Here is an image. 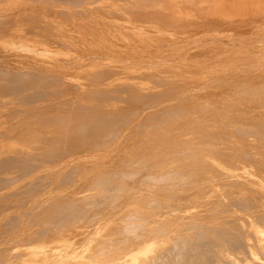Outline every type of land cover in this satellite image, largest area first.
<instances>
[{
  "label": "rangeland",
  "instance_id": "rangeland-1",
  "mask_svg": "<svg viewBox=\"0 0 264 264\" xmlns=\"http://www.w3.org/2000/svg\"><path fill=\"white\" fill-rule=\"evenodd\" d=\"M7 1L6 0H0V14H4V13L8 14L9 10L11 12H14L13 10L16 11L17 10L16 8H19L21 10H25L26 12L24 11L22 14H24V13L25 14L24 15L21 14L18 17L17 16L11 17V18L6 17V19H5V17H2V16L0 17V26H1V21L3 22V24H2L3 27L2 26L0 27V46L3 47V50L0 49V84L2 83L0 86V92H1V90H5V91H2V92H5V94H3L2 92L0 93V115H1L0 116V161L2 159H3L2 162L5 163V161H6L7 163H5V164L3 163L5 166L7 164H9L5 167L6 169L3 166V170L4 171L6 170L7 172L5 171L6 174L2 173L3 175H0V180L3 181V184L0 181V183L2 185H5V184L8 185V184L12 183V184H10V186H12L15 183L14 180H12L11 182H9V181H10V179L16 180L15 175L19 174L18 171H20L18 169L23 170V171H20V174L24 172L23 175L25 174V170L27 172V168H28V170H41L40 166H38L41 163V161H38L36 164L35 158L37 157L36 159L39 158V160H42V159H41V157H39L40 154L37 155L35 145L33 143H30V142H22L20 137H19L21 132H19L18 130L21 127V128H23V130L26 131V129H24V128L32 126V124L30 123L31 122L30 119L31 118L35 119L34 117H31V114H32V111L34 110V108H38V107L47 108L49 106H53V107L58 106L57 108H60L61 107L60 101H62V100L64 101V97L72 99V97H70V96H73L72 94H77L79 98L81 97V95L82 96L84 95L83 97H81L82 99H80V100H84L86 102L85 99L86 98H87V100L89 99L88 100L89 102H86L87 105L93 104L94 100L99 102V103L102 102L105 106H109L110 110H108L107 112H109L110 115L114 114L112 111H114L116 114L122 113V115H127L126 116L127 122L124 121L123 122L124 125L119 126L118 127L119 130L118 129L116 130L117 131L116 134L114 133L113 134L114 136L112 135L114 137L113 138L114 140L111 137L110 139L107 140V142H105V143L102 142L105 145L108 143L106 145L107 146L106 149L111 148V146L113 147L112 152L110 151L111 154L110 153L109 154L111 156L113 155L112 156L113 159H112L111 163H112L114 169H117L116 167H118L117 170H119V169L121 170L122 167L124 168V166H128L129 164H131V162L133 160L134 161L141 160L142 162H140V161L137 162L138 167L141 169H138V167H136V166L135 167L138 170H143V169L147 170L144 172L145 174H147V172L149 173L147 176L152 175L151 172H153V170H171V169L172 170H174V169L178 170L180 167L179 163H182L181 159H183L182 158L183 156H180V155L178 156L177 154H175L176 152H174V150L176 151V149L171 151V149H173V147L175 145V144L172 145L173 144L172 141H175L174 138L181 139V137H184L183 135H185V137L187 136V138H185V140L183 139V141H189V139L192 136L193 137L190 139V141L197 140L198 142H203L202 139L205 138L206 140L204 139L205 141L203 143H206L207 145L209 144L208 148L209 147L210 148L209 149L207 148V149L212 150V152L208 151L207 149L206 150L205 149L199 150V152L197 150V152L199 154L204 153L203 154L204 156L202 155V157H200V155L198 153H195L196 151L190 152L189 156H191L192 159L191 158L189 160L185 159L187 161L186 163H188V164L189 163L191 164L193 162V160H194V162H195V160H197V161H199V159L201 160L202 158L205 157L206 152H208L209 153V154L207 153L208 156L210 155L211 157L213 156V158H215L214 160H212V166L214 165L217 170H223L224 168H230V170H232L233 172L239 173L243 176L246 173H249V170H252L254 173H258L261 175L264 174L263 173L264 171H262L264 169V165H263L264 162H261L259 160V162L257 163V161L255 162L253 159V157L258 155L259 151H261V149H259L258 146H260V148L264 147V145H261L264 142V139H263L264 135L260 136L261 134H264V132L262 131V129L264 128L263 127L264 126L263 125L264 124V122H263L264 121V111H263L264 110V104H263L264 103V80H263L264 79V48H263L264 47L263 46L264 45V0H223V1L222 0H176V2H175V0H68V1L67 0H57V1L56 0L55 1H53V0H31V1L30 0H26V1L25 0H7ZM22 1H24V2H22ZM29 1L31 2V5H28V4H30ZM32 1L34 4L32 3ZM50 1H52V2H50ZM88 1H90V2H88ZM93 1H95V2H93ZM145 1H147V2H145ZM222 2H224V3H222ZM230 2H232V3H230ZM1 3H3V4H1ZM154 3H155V5H154ZM71 4H72V6H71ZM135 5H136V7H135ZM188 5H190L191 7H189ZM218 6H219V10H218ZM220 7H221V11H220ZM2 8H4V9H2ZM7 9H8V11H6ZM171 11L173 13H175L176 15H174ZM187 12L190 14H188ZM81 13H83L84 15ZM196 14H197V16H196ZM29 15H31V16H29ZM22 16L26 17V19H25L26 21L23 19L24 17H22ZM70 18H71V20H70ZM218 18H220V19H218ZM19 22H21V24ZM103 22H104V24H103ZM252 31H255V32H252ZM253 33H255V34H253ZM23 35L26 36L25 39H24ZM16 36H18V38H20V39H18ZM27 37L29 40L27 39ZM58 38H59V40H58ZM93 38H94V40H93ZM199 38H201V39H199ZM252 39H255V40H252ZM97 40H98V42H97ZM246 44H247V46H246ZM50 45H54V47L56 49H57V47H58V49H61L64 52V55H58V56L54 55L56 58L54 56L47 57V58H40V57L31 56V55L25 56L22 53L16 52L18 49L28 47L27 49L31 48V50L38 55V53L43 50L44 46H50ZM154 45H156V46H154ZM260 48H262V49H260ZM14 50H16V51L14 52ZM103 50L105 52H103ZM3 51H7V52H3ZM171 53H173V54H171ZM65 55H66V57H65ZM89 56L92 58H90ZM122 56H124V57H122ZM83 58H88V60L84 59V61H83L82 60ZM23 60H24V62H23ZM259 61H262V62H259ZM73 62H74V64H73ZM83 62H85V65L82 64ZM64 63L68 64V65H65ZM70 63H72V64H70ZM86 63H87V65H86ZM168 63H170V64H168ZM171 64H173V65H171ZM58 65H59V67H58ZM181 70H183L184 72ZM115 72H117V73H115ZM18 75L19 76L21 75V77L22 76L23 77L22 78L18 77ZM260 76H262L263 78ZM242 78H243V80H242ZM257 79H259V80H257ZM20 80L21 81L23 80V82H21ZM40 80H41V82H40ZM164 80H166V81H164ZM3 82H5L6 84L5 83L3 84ZM154 82H155V84H153ZM190 82H192V83H190ZM16 83L17 84L19 83V85L16 86ZM20 83H21V85H20ZM22 83H23V85H22ZM165 83H166V85H165ZM152 84H153V86H152ZM167 84H169V85H167ZM11 85H12V87H11ZM32 85H34V86H32ZM116 85H118V86H116ZM126 85H127V87H126ZM219 85H221L220 86L221 89H220ZM237 85L240 87H238ZM21 86H22V88H21ZM180 86L182 88H180ZM18 87L20 88V91H18L19 90ZM12 89H14V91ZM57 89H59L60 91ZM95 89H97V91ZM105 89H107V90H105ZM37 90H39V91H37ZM104 90H105V92H108L105 94L106 97L108 98V100H107L108 102L105 100L104 101L102 100L105 97ZM89 91H91V92H89ZM242 91H243V93H242ZM14 92H15V94H14ZM57 92H59V93H57ZM96 92L99 95H102V94L103 95L99 96L96 94ZM117 92H119V93H117ZM233 92H234V95H233ZM251 92H253V93H251ZM161 93H163V94H161ZM27 94H28V97L26 96ZM47 94L49 95V97L51 95V97L49 98ZM107 94H110L112 96L114 94L115 95L112 97L110 95L108 96ZM36 95H38V96H36ZM46 96L49 99H47ZM52 96H54V98ZM85 96H86V98H84ZM94 97H97V99H94ZM106 97L104 99H106ZM26 98H28V99H26ZM51 98L53 100H51ZM46 99H47V101H46ZM48 101L49 102L53 101V102L49 103ZM56 101L58 104L59 103L60 104L59 105L56 104L55 103ZM21 102H24V103H21ZM73 102H76L77 104L75 105V103H73ZM79 102L76 100L74 101V99H73L72 104H70V105H71V107L73 104L75 106H79L80 105ZM83 102H80L81 103L80 106L85 105V107H87L86 103L84 104ZM105 102H107V103H105ZM108 103H110L111 105ZM175 103H176V105H175ZM45 104H48V105H45ZM50 104H52V105H50ZM61 105H63V104H61ZM89 105H88V107L90 108L91 105L90 106ZM131 105H132V107H130ZM85 107H83V108H85ZM92 107H93V105H92ZM128 107H130V108H128ZM178 107L180 108V110ZM17 108H20V109H17ZM63 108H65V107L62 106L60 109H62V111L65 112V114L63 115V117H64L66 115V111H68V110L67 109L63 110ZM209 108H211V110ZM226 108H228V110ZM21 109L23 112L21 111ZM25 109H27V110H25ZM73 109H76V107L75 108L72 107L71 110H73ZM113 109H115V110H113ZM126 109H128V110H126ZM165 109H166V111H165ZM85 110L82 111L83 114L85 113L83 116L88 117V119H89L88 122H90L92 120L91 119L92 113L91 112L88 113L90 111L89 109H87L88 110L87 112H85ZM26 111H27V113L31 112V114L28 113V115H30L29 117H25V116H27ZM34 112H35V110L33 111V113ZM19 113L22 115H24V113H25L24 117L21 118L22 116H20ZM82 113H80V114H82ZM87 113L89 115L90 114L91 115L89 116ZM104 113H106V112H104ZM155 113H157V115H155ZM180 113H182V114H180ZM68 114L69 113L67 112V115ZM86 115H88V116H86ZM238 115L241 117L244 116L245 118L244 117L243 118L238 117ZM33 116H34V114H33ZM83 116L82 117L80 116L81 122H87V120L84 121L85 118H83ZM247 116H249V117H247ZM251 116H252V119H251ZM15 117H17V118H15ZM68 117H69V115L64 117V118H66V120H67ZM253 117H256V118L253 120ZM7 118H9V119H7ZM18 118H20V119H18ZM155 118H157V120ZM257 118H260V119H257ZM22 119H24V121L26 120L25 122H27V120L29 119L28 120L29 122H27V123H30L31 125L29 126V124L26 123L28 126L26 125L25 127H23L21 124H18L19 126L17 128L16 127L17 122L18 123L24 122V121H22ZM33 119H32V121H34L33 124L36 123V121H37V123H39L41 121L39 118H37L39 120V122L37 119L36 120H33ZM159 119H160V121H159ZM167 119H169V120H167ZM244 119H245V121H243ZM256 119L261 120V122L263 124H261L260 121L258 122ZM221 120H222V122H220ZM237 120H238V122H237ZM25 122H24V125H25ZM15 123H16V125H15ZM225 123H227V126ZM248 123H249V125H248ZM11 124H13V125H11ZM189 124H191L192 126ZM253 124L255 126H253ZM259 124H260V127L258 126ZM214 125H216V126H214ZM250 125L252 128L250 127ZM5 126H7V128ZM12 126L14 128L16 127V129L13 132H9L8 130H10L12 128ZM155 127H156V129H155ZM217 128H219V129H217ZM226 128H228V129H226ZM260 128H262V129L259 130ZM169 129H170V131H169ZM183 129H184V132H183ZM195 129H196V131H195ZM29 130H31V129H29ZM208 130H210V131H208ZM258 130L261 134L258 132ZM216 131H217V133H219L221 131L219 133V136H217ZM186 132H188V134ZM193 132H196V133H193ZM208 132H209V135H208ZM222 132L225 134L222 135L223 134ZM243 132H245V133H243ZM177 133H179L180 136ZM228 133H229L230 137L227 135ZM17 134H18V136H17ZM128 134H131L130 137ZM210 134H211V136L214 135V137L213 136L211 137ZM12 135L14 137H12ZM225 135L227 136L226 138H225ZM252 135H253V137L251 138ZM141 136L143 138L144 137L145 138L143 139ZM216 136H217L218 141H216V139H214V138H216ZM238 136L239 137L240 136L245 137L244 138L245 140L251 139L253 142V144H252L253 146L251 144L249 145L250 147L248 146V149L251 148L250 149L251 151L246 150L247 147H245L242 150V152H243L242 155H241L242 152L241 153L238 152V153L234 154V155H237V157L240 154L238 157L239 159L237 162L238 163L237 168H239V166L240 167L242 166L241 168L235 170L233 168H236V167L232 168L231 167L232 162H230L226 158V155H224V153L231 155V152L233 150L230 148H227V149L223 150L224 152L223 151L218 152V151L213 150L212 147H216V145L219 143V140L221 141V143L222 142L223 143H229V142L233 141L234 138H236L238 141H241V140H239L241 137L239 138ZM259 136L262 139H259ZM99 137L102 139H107V137H105V136H103V137L99 136ZM125 137H126V141L124 140ZM207 137L210 139V141L213 139L214 142H210ZM231 137H232V139H231ZM197 138H199V139H197ZM256 138H258L259 141L263 140V142L261 141L260 142L261 144H260L258 142V140L256 141ZM236 139H234V140H236ZM169 140L171 142H168ZM197 141H194V142H197ZM143 142H147L148 146L154 145V147H157V148H167L168 147L167 149H165V151H162L163 153L162 152L160 153V154L165 155L164 152H167L165 155L166 156L165 159L167 162V163L165 162V165H164L165 169H162V168H164L163 166H161V167H158V166L157 167H150L148 165L147 161L150 158V155H152L153 153H151V152L145 153V152H141V151H139V152L135 151V150H138V148L140 149L141 147L145 146ZM129 143H131V144H129ZM255 143H256V145H255ZM120 144H121L122 148H120ZM167 144H169V145H167ZM170 145L172 146V148L170 147ZM254 145H255V147H254ZM114 146H116L115 149H114ZM185 146H184V148H185ZM31 147H32V149H30ZM188 147H191V145H188ZM253 147H254V150H253ZM33 148H34V150H33ZM118 148L120 151L118 150ZM14 149L15 150L18 149L19 151L21 149L22 151H20V152L18 151L19 152L18 154L17 153H11L13 151L17 152ZM29 149H30V151H29ZM10 150H12V151H10ZM26 150H28V151H26ZM154 151H157V149H155ZM159 151L160 150H158L157 153ZM213 151H215L216 155H214L215 153L213 154ZM225 151H227V152H225ZM247 151L250 152V153H248L250 155L247 154ZM252 151H254L255 153ZM21 152H23V153H21ZM31 152H32V154H31ZM107 152H109V150ZM220 152L221 153L223 152L222 155L224 157H222ZM5 153H7L8 155ZM11 154H15L12 156H14L13 158H14V161L16 160V162H14L12 160ZM118 154L120 155L119 157H117ZM17 155H20V156L18 157ZM33 155H35L36 157ZM175 155H177V156H175ZM198 155H199V158L197 157ZM220 155H221V158H220ZM22 156L25 160L22 158ZM28 156H31V159H32V160L30 159L31 161L29 160L30 157H28ZM172 156H173V158H172ZM187 156H188V154H187ZM243 156H246V157H243ZM7 157H9V158H7ZM133 157H135V158L133 159ZM138 157H141V158L139 159ZM174 157H175V159L177 157H180V158L178 160L176 159V161H175ZM6 158L8 160L10 159L11 161H13L14 164L10 160H9L10 162L8 163V160H5ZM17 158H18V160H17ZM126 158L131 162H128ZM26 159L29 163L30 162H32V163H30V164L28 162L26 163ZM19 160H20V162H19ZM33 160H35L34 164H33ZM185 160H184V162H185ZM190 160H192V162ZM23 161L25 162V164ZM144 161L147 164L146 163L144 164ZM188 161H190V162H188ZM197 161L195 163H193L192 165L189 164L190 168L188 167L186 169L187 171L184 169L178 170V171L184 170V172H188V169H190L189 170L190 173H186V174H188V175L192 174V175H189L190 176V177H188L189 179L187 178L188 181L186 180V177H185L188 175H185V176L182 175V176H184V178L182 177L184 180L181 179V181L184 183H182L180 181L182 184L190 182L191 180H193L194 177L199 176L198 173H201L200 167L195 168V167H197V165H196ZM236 161L234 160V162H236ZM252 161H254V163H252ZM2 162H0V163H2ZM18 162L21 164L23 162L24 165L23 164L17 165L16 163H18ZM123 162H126V163L128 162V163L126 165H124L125 163H123ZM119 163H120V165H119ZM141 163H143V164H141ZM255 163H256V165H255ZM26 164H29V165H26ZM176 164H178L179 166L177 165V167H176ZM257 164H260L261 166L258 167ZM11 165H13L12 167H14V165L15 166L17 165L20 168H18L16 166V168L14 167L12 169ZM30 165H32V166H30ZM33 165H35L37 168ZM235 165H236V163H235ZM142 166H144V167L142 168ZM171 166L172 167L174 166V167L171 168ZM119 167H121V168H119ZM135 167L129 166L128 169L131 170ZM261 167H263V169ZM180 168H182V167H180ZM192 168H193L194 172H192ZM219 168H222V169H219ZM211 169H212L211 167H205L204 169H201V170H205V173L214 172V170H216V169H212L213 170L212 171ZM197 170L199 172H195ZM243 170H247V172L244 173ZM0 172H2L1 164H0ZM65 172H67V171H63V175L67 174ZM63 175H62V173L59 174V177H61V178H59L58 185L60 188H64V189L55 195L54 194L48 195V196L42 195L44 190L48 187V181H47V185L43 184V183H45V180H47V177H45L44 182H43L44 177H42V176H46L45 174L39 175L38 177H40L39 178L40 182L38 181L36 183V184L39 183V185L41 184L40 186L41 187L43 186V187L41 188L39 185H35V187L33 186L32 188L37 189L39 187L38 188L39 190L38 189L33 190L31 188L30 194H33V195L28 194L29 192L25 194V192H27L28 190L23 189V190L15 191L14 196L11 198H8L9 189L5 188L6 186L1 187L2 189H0V197H4V198H0V200H1V203H0V211H1L0 212V229L3 226H4V228L5 227L6 228L7 227L12 228L13 227V232H11V233L9 231L8 232H3V231L0 232V240H1L0 241V255H2V256H0V264H27L29 254H34L36 252L37 253L42 252L46 247L53 246V241L55 239H59L61 237H62L61 239L71 240L72 242H74L77 245L76 246L73 243L74 246L79 249V251L74 254L75 258L77 259V262L71 263L69 261L65 264H81V262H83L85 264H122L123 261L126 259L128 254H134L136 256V258H137L135 261L136 264H150V263L151 264H155V263L156 264H162V263L163 264H165V263L166 264H172V263L173 264H181V263L182 264H192V263L194 264V262H195V264H197V263L203 264V263H206L207 258H208V261L206 264H209V263L210 264L211 263L212 264H264V257H263L264 255H262L264 252V245L263 244L261 245V243L264 241V232H263L264 231V219H263L264 216H263V218L261 217L262 219L260 218L259 221H258L259 217L257 218V216L260 214L264 215V188L262 189V192H261L263 196L254 195V194L250 193L247 189H243V188H240L237 190L238 192H241V194H239V193L235 194L236 198L241 197L242 202L245 198L249 197L248 198L249 201H251L253 204L256 203L258 205L260 203L258 206H255L256 204L253 206V204H250L251 202H249L248 199H245V201H244L245 206L246 205L247 206L252 205V207L250 206V208L248 207L246 209V207L243 204L244 202L241 204L239 203V206H238V201L236 203L233 199L230 198L228 200V202L231 201V202H229L230 204L222 203L219 205V203H218L217 205L213 206V208H212L213 210L212 209L210 210L209 214L211 216L213 215V212L217 213L218 217H216V218L209 219L206 217H201V219H199V220L192 219V222L190 219H189V221L179 220L180 222L182 221L183 223L181 222L182 224L180 226V229H177V233L168 231V230H170L169 229L171 227L170 221L172 220V217L170 215L159 216L160 215L159 209H161L162 207L160 208V206H158L156 208H152V210L145 209V213L143 214V212H141L142 209H140V208L137 209L139 211V212H137L136 205H130L129 209L131 208V210L126 212V214L124 213L125 215L128 214V217H129V215H130V217L133 215L135 216V217L133 216V218L131 217V219H129L127 216L126 217L128 219L126 217H125L126 219H124V214L122 215V213L118 212L117 208L122 207V205H120V206L114 205L113 208L116 209L115 210L116 211V217L118 218V216H119V219L114 218L113 220H111L113 223L107 224L106 226H104L103 228H100L97 231H96V227H97L96 224L103 223L105 221V219L109 218L110 214H108V215L103 214V215H106L103 217V215H100L103 213L101 211V213H99L100 216H98L97 219H95V221H90L87 219L85 221L84 218H86V217H84L82 219H79V217H78V219H76L73 216L69 220L63 219L65 221H61V223L62 222L65 223V224L62 223L64 226L62 224L59 225L61 229L59 228V226H58V230L55 229L57 227L48 229L46 222L48 224L50 220H48L49 217H47V216L51 214L52 210L55 212L56 211L58 212L60 210V212H58V213H63V211L67 210V209H70L72 211L73 209L71 207L74 208L75 205L77 208L82 209L84 206H86V205L88 206V204H91V202L93 201L94 198L95 199L97 198V197H95V196H97L96 193H94L93 196L88 195V194H90L92 191H95V190L98 191L100 189L99 187L98 188L95 187V189L93 188V190H90V188L88 189V187H87V189L85 191L80 190L79 192H77V190L75 191V189L77 188L76 186H75V189H74V187H69L72 183L71 179H73V175H71L72 178H70V176L68 175L69 176L68 178H70V180H69L70 182L67 181L68 179H66L67 175H65L66 178ZM248 176L250 177V179L255 178V175H252V174H250ZM10 177H12V178H10ZM111 177L112 176H110V178ZM115 177L116 176H113V178H115ZM62 178H63V180H62ZM113 178H112V180L110 179L111 183L109 181L108 184H111L110 189L112 188L115 190L116 187L113 188L115 186L114 183H113V187H112V181L114 180ZM7 180L9 183L6 182ZM60 180L62 181L61 183H60ZM118 180L116 178L115 181H113V182H116L115 184H117V185L118 184L122 185L121 180H119V182H117ZM232 180H234V179H232ZM64 181H66V183L69 182V185H67ZM41 182H43V183H41ZM63 182L65 183V185ZM147 185L148 186L150 185L149 188L151 187V183H148ZM147 185L143 191V194H145L148 190ZM36 186H38V187H36ZM45 186H46V188H45ZM18 187H20V186H18ZM247 187L255 189L258 187V185L253 183V184H248ZM4 188H5V190H4ZM108 188H109V185H108ZM3 190L5 191V193H2V192H4ZM25 190H27V191H25ZM219 190L221 191V189H219ZM32 191L33 192L37 191L36 192L37 195H35L36 193L34 194ZM153 191L154 190H149L147 193L152 194ZM19 192H21V193H19ZM75 193L81 196L79 198L80 202H78L79 199L77 197H74ZM100 193L103 194V191ZM107 193H111V191L107 192ZM2 194L3 195L6 194V195L3 196ZM21 195H23V196H21ZM28 195L30 198H26ZM16 196H18V197H16ZM86 196L88 199L85 198ZM88 196H92V197L90 198ZM61 197H62V199H61ZM251 197H252V199H251ZM72 198H74V200ZM211 198L212 197L208 198L207 200H210ZM3 199L4 200L6 199V200L3 201ZM67 199H69V200H67ZM52 200H53V202H52ZM76 200H78V201H76ZM203 200H199L200 202L198 201L196 203L202 204L203 202L207 201V200H205V201H203ZM2 201H3V203H2ZM50 201L52 202L51 204H50ZM239 201H240V199H239ZM8 202H9V204H8ZM30 202H31V205H30L31 209H29V211H27V213L25 212V214H27V215L23 214L24 211L23 212L21 211L22 213L19 214V211H20L19 208H23L27 203H30ZM75 202L76 203L78 202V203L76 204ZM232 202H234V203H232ZM246 202L247 203L249 202V205ZM35 203L36 204L38 203V205L36 206ZM47 203H49V206ZM64 203H65V205H64ZM231 203L234 204L233 207H232ZM2 204L3 205L6 204V205H8V206L10 205V206L9 207L7 206L8 207V209H7V207L3 206ZM21 204H22V206H21ZM71 204H73V205L71 206ZM235 204H237V205H235ZM1 205L4 207L5 210L2 208ZM45 205L47 206L46 208H45ZM108 206H110V204ZM235 206H237L239 208L240 207L243 208V206H244L245 210H244V208H243V210H241L242 208H240V209L238 208L239 209L238 210V209H236L237 207H235ZM55 207H58L59 209L58 208L54 209ZM65 207H67V209H65ZM1 208L3 209V211ZM61 208H64V209H62L63 211L61 210ZM75 208H74V210H75ZM229 208H230V210H229ZM227 209H228V211H227ZM70 210H69V212L68 211L67 212L70 213ZM76 210H78V209H76ZM39 211L41 213H39ZM148 211H150L152 213H150ZM154 211H155V213H154ZM13 212H14V215H17L18 217L16 216L17 219L15 217V219L13 218L14 219L13 221H10V220H12L11 217H13L12 216ZM37 212L40 215H38ZM64 212L66 213V211H64ZM75 212L76 211H74V213H73V211H72L71 213L75 214ZM52 213H54V212H52ZM133 213H135L137 216ZM32 214L34 215L33 216L34 222H32V220H33ZM120 214H121V216H120ZM90 215H88L87 217H89ZM138 215L140 217H144V215H145L146 218H140V217H138ZM254 215L255 216L257 215L256 219L254 218L255 217ZM31 217H32V220H31ZM36 218L38 219L37 222L35 221ZM41 218H43V219H41ZM121 218H123V219H121ZM154 218H157V219L154 221ZM7 219L10 221L11 224H9ZM29 219L31 221H29ZM40 219L43 220L45 223H43ZM76 220H79V221H77L78 222L77 224H75ZM27 221H29V222H27ZM146 221L147 222L149 221V222L147 223ZM68 222H69V224H68ZM85 222L86 223L88 222V224H86ZM159 222L160 223L162 222L161 225ZM84 223H85V225H84ZM115 223H117V224H115ZM191 223H192V225H191ZM196 223L199 224V226L196 225ZM42 224H45L43 226H46V228L44 227L45 231L47 232L46 234H44L45 232L43 230L39 229L40 226L42 227ZM67 224L70 226V228H72L71 230L69 229V226ZM71 224H72V226H71ZM78 224L80 226L81 225H83V226L80 227V226H78ZM119 224L121 225L122 228L120 227ZM125 224L126 225L128 224L127 227H125L126 226ZM187 224L191 225L192 227L188 226L189 227L188 229L185 228V227H187ZM193 224H195V225H193ZM19 225H20V227H19ZM113 225H114V227H112ZM117 225L119 226L118 227L119 229L121 228V229L126 230L128 227H130V228H132L131 229L132 231H130V228H129L127 230H129L130 232L126 230L127 232L125 231V233H124V230H122L123 231V233H122V232H120L121 230L119 231L115 227ZM167 225H168V227H167ZM204 225L206 227H208V226L212 227L213 226V227H215L216 230L218 228V230H220V232L221 231L225 232V233L219 232V236H221V234H222V235H225L227 237H224L225 240H222V239H224V238H221L222 236L216 237V236H218L217 235L218 230L216 231L217 232L216 235L214 233L215 231H212L214 233L213 234L212 232H208L209 230L206 231L207 233L202 231V233L200 232L199 235H197L196 234L197 227H200V226L203 227ZM66 226H68V227H66ZM108 226L112 227V229L114 231L112 230L110 232L111 228ZM14 227H15V230H14ZM64 227H66L65 231L63 229ZM146 227H148V228H146ZM261 227H262V229H261ZM26 228L28 230H26ZM167 228H168V230H167ZM183 228L186 229V231ZM236 228L239 230H237ZM33 229H34V231H33ZM42 229H43V227H42ZM46 229L50 230V231H47ZM108 229H109V231H108ZM144 229H146V230H144ZM154 229L155 230L157 229L158 231H155ZM30 230H32L31 231L32 235L29 234ZM39 230L42 231L43 234ZM54 230H57V232ZM78 230H81V231H78ZM94 230H95V232H94ZM135 230H137V231H135ZM162 230H163V233H161V235H160L159 231H162ZM63 231H64V234H63ZM89 231H91V232H89ZM115 231H117V232H115ZM118 231L122 235L118 234ZM153 231L155 233H153ZM179 231H181V232H179ZM193 231H195V232H193ZM245 231H246V233H245ZM39 232H40L41 236L39 235ZM66 232H68V233L65 234ZM76 232H77V234H76ZM105 232H107V233L109 232L111 234H109V233L107 234ZM48 233L49 234L53 233V234H51V236H50ZM57 233H59V234H57ZM102 233H104V234H102ZM112 233H113V235H112ZM141 233H143V234L145 233V235L144 236L138 235V236H142V238L144 237L142 240H139L140 237H138L137 234H141ZM156 233H158V234L156 236H154ZM89 234H90V236H88ZM166 234H168V237L166 236ZM194 234L196 236H194ZM205 234L206 235L210 234L211 235L210 237H213V239L210 238L209 236L208 237L210 239H212L213 241L215 240L214 237H216L217 241L215 240V242H217V244L215 242H213V243H215V245H214L212 243V241L209 240V238H206L207 236ZM250 234L254 237V241L252 239L253 237L250 236ZM12 235H14V236H12ZM146 235L150 236L152 238L149 237V239H148ZM159 235L160 236L164 235L165 238H163L161 240L159 245H156L155 242L157 240H159ZM36 236L41 241H39L38 239L36 240ZM46 236L47 237L49 236L48 238L50 241L45 238ZM135 236H136V239H133ZM197 236L198 237L201 236L202 239L204 240V242H202L203 240L201 238L200 239L195 238ZM3 237H5V238H3ZM32 237H34L35 240H34V238L32 239ZM123 237H124V239L126 237V239L123 240V242H125L127 239L130 238L129 241L128 240L127 241L131 242V244L128 243L127 241H126L128 243L127 245H126V243L122 244L123 242H121V243L117 242L118 238H120L119 240L122 241ZM137 237H138L139 241H137ZM229 237L232 239H230ZM77 238H79V239H77ZM85 238H87V239H85ZM217 238L220 241L222 240L221 243L218 242L219 240ZM226 238H228V239H226ZM233 238H235V240L237 242L235 240H233ZM45 239L48 241L45 242L46 241ZM109 239L112 241L115 240V241H113V243L114 242L115 243L112 244V241H110ZM182 239L183 240L185 239L187 241L184 240L185 241V243H184V242H182L183 241ZM198 239L200 241H197ZM229 239H230V241H229ZM237 239L239 241L242 240V242H244L246 248L248 247V249L242 248L243 243L238 242ZM14 240H15V244L13 245ZM78 240L82 244L78 243L77 242ZM81 240H83V241H81ZM108 240L111 242V243L109 242L110 247L107 246L108 243H106V242H108ZM133 240L135 241L134 244H133ZM208 240H209V242H211L213 244V246H212L213 248L210 246L212 244L208 243ZM251 240L253 243H255L254 244L255 246L253 245ZM102 241H104V242L102 243ZM234 241H235L236 245L234 244ZM100 242H101V244H100ZM137 242H139V243H137ZM146 242L150 243V246H152L153 248L150 251H148L147 253H145L144 255L137 253L136 251H137V248L139 247V245H141L142 243H146ZM187 242H189L191 244H189V243L187 244ZM199 242L201 245L195 244V247H193L194 243H199ZM223 242H224L225 247L223 245ZM225 242H226V244H225ZM230 242H231V244H230L231 246L229 245ZM20 243H21V245H20ZM183 243L186 246L185 245L183 246ZM203 243H205V244H203ZM218 243L222 244L223 247H222V245H219ZM24 244H26V245H24ZM78 244H80V245H78ZM115 244H117V246ZM207 244L211 248L208 247ZM257 244H258V247H260V248L257 247ZM11 245H12V248L10 247ZM112 245L115 247H113ZM191 245H192V247H191ZM197 245H199V246H197ZM226 245H227V247H226ZM233 245H235L237 248H235V246H233ZM237 245H239V247ZM251 245H253V246L251 247ZM3 246L6 248L3 249ZM7 246H8V248H7ZM125 246L126 247L128 246V247L125 248ZM9 247H10V249H9ZM202 247H204V249L206 247V249H208V250H206V249L202 250ZM231 247H233L234 249ZM256 247L258 248V250H256L257 249ZM90 248H92V249H90ZM166 248H167V251H165ZM172 248H174V249H172ZM183 248L186 249V250H184L186 253L184 251H182ZM188 248L191 250H189ZM217 248H219V249H217ZM238 248H241V249L238 250ZM254 248H256V249H254ZM176 249H178V250H176ZM180 249H182V250H180ZM259 249H260V251H259ZM92 250H94V252ZM175 250L177 253H175ZM193 250L194 251L198 250L197 253L204 251V252H202V254L201 253L200 254L202 256V259H203V257H205V258L202 260L201 256L199 254L197 255V253L194 252ZM181 251L184 252L183 255H182ZM190 251H192V252H190ZM255 251L256 252L259 251L260 254L258 252L256 253ZM261 251H263V252H261ZM16 252H17V254L19 253V255L16 254L18 257H16V255H15ZM193 252H194V254L196 253L195 256H194V254L191 255V253H193ZM245 252H246V255H245ZM187 253L191 259L188 257ZM249 253H250V255H249ZM20 254H22L21 257H20ZM25 254H26V256H25ZM175 254L178 256V257L176 256L177 259L176 258L174 259ZM213 254L215 256H212ZM3 255H4V257H3ZM180 255H182V256H180ZM209 256H210V258L212 257L211 258L212 260L209 259ZM217 256L221 257V259ZM179 257H180V259L178 261ZM213 257L215 258V260ZM193 259H194V261H192ZM197 259L201 262H199ZM152 261H154L155 263H152ZM161 261H162V263H161ZM165 261H168V262H165Z\"/></svg>",
  "mask_w": 264,
  "mask_h": 264
},
{
  "label": "bare ground",
  "instance_id": "bare-ground-1",
  "mask_svg": "<svg viewBox=\"0 0 264 264\" xmlns=\"http://www.w3.org/2000/svg\"><path fill=\"white\" fill-rule=\"evenodd\" d=\"M7 1V0H6ZM26 1V0H25ZM31 1V0H30ZM29 1V2H30ZM53 1H55V0H53ZM57 1V0H56ZM68 1V0H67ZM223 1V0H222ZM5 2V1H4ZM3 2V3H4ZM8 2V1H7ZM21 2V1H20ZM22 2H24V1H22ZM50 2H52V1H50ZM88 2H90V1H88ZM93 2H95V1H93ZM145 2H147V1H145ZM144 2V3H145ZM175 2H176V0H175ZM204 2V1H203ZM3 3H1V4H3ZM32 3H33V1H32ZM37 3V2H36ZM40 3V2H39ZM56 3V2H55ZM74 3V2H73ZM134 3V2H133ZM173 3V2H172ZM171 3V4H172ZM193 3V2H192ZM200 3V2H199ZM222 3H224V2H222ZM230 3H232V2H230ZM237 3V2H236ZM18 4V3H17ZM28 4V3H27ZM34 4V3H33ZM79 4V3H78ZM77 4V5H78ZM126 4V3H125ZM148 4V3H147ZM178 4V3H177ZM194 4V3H193ZM197 4V3H196ZM216 4V3H215ZM28 5H31V2H30V4H28ZM86 5V4H85ZM109 5V4H108ZM153 5V4H152ZM154 5H155V3H154ZM157 5V4H156ZM210 5V4H209ZM212 5V4H211ZM34 6V5H33ZM47 6V5H46ZM53 6V5H52ZM71 6H72V4H71ZM105 6V5H104ZM139 6V5H138ZM179 6V5H178ZM182 6V5H181ZM189 7H191L190 5H188ZM205 6V5H204ZM213 6V5H212ZM220 6V5H219ZM219 6H218V10H219ZM226 6V5H225ZM111 7V6H110ZM135 7H136V5H135ZM198 7V6H197ZM196 7V8H197ZM27 8V7H26ZM31 8V7H30ZM95 8V7H94ZM97 8V7H96ZM184 8V7H183ZM2 9H4V8H2ZM17 10L15 11V10H13L14 12H11L10 10H9V13L7 14V13H4V14H0V17L2 16V17H5V19H6V17H8V18H11V17H15V16H19V15H21L25 10H21V9H19V8H16ZM23 9V8H22ZM35 9V8H34ZM86 9V8H85ZM117 9V8H116ZM162 9V8H161ZM175 9V8H174ZM194 9V8H193ZM213 9V8H212ZM226 9V8H225ZM33 10V9H32ZM181 10V9H180ZM224 10V9H223ZM6 11H8V9L6 10ZM31 11V10H30ZM49 11V10H48ZM125 11V10H124ZM176 11V10H175ZM214 11V10H213ZM220 11H221V7H220ZM219 11V12H220ZM262 11V10H261ZM26 12V11H25ZM100 12V11H99ZM110 12V11H109ZM115 12V11H114ZM172 12V11H171ZM177 12V11H176ZM235 12V11H234ZM2 13V12H1ZM74 13V12H73ZM108 13V12H107ZM113 13V12H112ZM173 13V12H172ZM188 13V12H187ZM16 14V15H15ZM25 14V13H24ZM24 14H22V15H24ZM81 14H83V13H81ZM174 15H176L175 13H173ZM183 14V13H182ZM188 14H190V13H188ZM28 15V14H27ZM77 15V14H76ZM80 15V14H79ZM84 15V14H83ZM194 15V14H193ZM246 15V14H245ZM29 16H31V15H29ZM33 16V15H32ZM196 16H197V14H196ZM260 16V15H259ZM16 17V18H17ZM22 17H24L23 19L25 20L26 19V17L25 16H22ZM34 17V16H33ZM85 17V16H84ZM129 17V16H128ZM179 17V16H178ZM183 17V16H182ZM209 17V16H208ZM216 17V16H215ZM21 18V17H20ZM28 18V17H27ZM32 18V17H31ZM68 18V17H67ZM137 18V17H136ZM201 18V17H200ZM206 18V17H205ZM22 19V18H21ZM160 19V18H159ZM185 19V18H184ZM203 19V18H202ZM218 19H220V18H218ZM254 19V18H253ZM70 20H71V18H70ZM199 20V19H198ZM225 20V19H224ZM26 21V20H25ZM28 21V20H27ZM230 21V20H229ZM202 22V21H201ZM209 22V21H208ZM20 24H21V22H19ZM23 23V22H22ZM25 23V22H24ZM226 23V22H225ZM224 23V24H225ZM2 24H3V22L1 21V26H2ZM103 24H104V22H103ZM122 24V23H121ZM0 26V27H1ZM3 27V26H2ZM136 27V26H135ZM145 27V26H144ZM194 27V26H193ZM208 27V26H207ZM229 27V26H228ZM234 28V27H233ZM147 29V28H146ZM185 29V28H184ZM210 29V28H209ZM228 29V28H227ZM230 29V28H229ZM17 30V29H16ZM200 30V29H199ZM182 31V30H181ZM244 31V30H243ZM252 32H255V31H252ZM89 33V32H88ZM37 34V33H36ZM194 34V33H193ZM253 34H255V33H253ZM129 35V34H128ZM163 35V34H162ZM24 36V35H23ZM55 36V35H54ZM57 36V35H56ZM96 36V35H95ZM150 36V35H149ZM187 36V35H186ZM243 36V35H242ZM17 38H18V36H16ZM91 37V36H90ZM160 37V36H159ZM180 37V36H179ZM6 38V37H5ZM15 38V37H14ZM26 38V36H24V39ZM121 38V37H120ZM16 39V38H15ZM18 39H20V38H18ZM23 39V38H22ZM21 39V40H22ZM27 39H28V37H27ZM199 39H201V38H199ZM251 39V38H250ZM17 40V39H16ZM29 40V39H28ZM58 40H59V38H58ZM93 40H94V38H93ZM156 40V39H155ZM172 40V39H171ZM240 40V39H239ZM249 40V39H248ZM252 40H255V39H252ZM263 40V39H262ZM101 41V40H100ZM250 41V40H249ZM79 42V41H78ZM97 42H98V40H97ZM96 42V43H97ZM129 42V41H128ZM176 42V41H175ZM247 42V41H246ZM163 43V42H162ZM151 44V43H150ZM259 45V44H258ZM105 46V45H104ZM154 46H156V45H154ZM246 46H247V44H246ZM264 46V45H263ZM12 47V46H11ZM158 47V46H157ZM156 47V48H157ZM243 47V46H242ZM28 48V47H27ZM27 48H21V49H18L17 51L16 50H14V52L16 51V52H19V53H22V54H24L25 56H27V55H31V56H35V57H40V58H47V57H51V56H54V55H56V56H58V55H64V52L61 50V49H58V47H57V49L54 47V45H50V46H44L43 47V50L41 51V52H39L38 53V55L36 54V53H34L32 50H31V48L30 49H27ZM38 48V47H37ZM107 48V47H106ZM142 48V47H141ZM159 48V47H158ZM224 48V47H223ZM227 48V47H226ZM264 48V47H263ZM0 49L1 50H3V47L2 46H0ZM144 49V48H143ZM260 49H262V48H260ZM8 50V49H7ZM12 50V49H11ZM244 50V49H243ZM252 50V49H251ZM102 51V50H101ZM144 51V50H143ZM148 51V50H147ZM150 51V50H149ZM185 51V50H184ZM3 52H7V51H3ZM73 52V51H72ZM103 52H105L104 50H103ZM246 53V52H245ZM100 54V53H99ZM133 54V53H132ZM171 54H173V53H171ZM262 55V54H261ZM260 55V56H261ZM4 56V55H3ZM10 56V55H9ZM121 56V55H120ZM252 56V55H251ZM258 56V55H257ZM8 57V56H7ZM55 57V56H54ZM65 57H66V55H65ZM87 57V56H86ZM90 57V56H89ZM95 57V56H94ZM122 57H124V56H122ZM56 58V57H55ZM90 58H92V57H90ZM132 58V57H131ZM166 58V57H165ZM58 59V58H57ZM62 59V58H61ZM84 59H86V60H88V58H83L82 60L84 61ZM133 59V58H132ZM159 59V58H158ZM252 59V58H251ZM137 60V59H136ZM142 60V59H141ZM205 60V59H204ZM249 60V59H248ZM257 60V59H256ZM255 60V61H256ZM58 61V60H57ZM67 61V60H66ZM76 61V60H75ZM115 61V60H114ZM139 61V60H138ZM146 61V60H145ZM155 61V60H154ZM23 62H24V60H23ZM53 62V61H52ZM56 62V61H55ZM54 62V63H55ZM87 62V61H86ZM92 62V61H91ZM201 62V61H200ZM259 62H262V61H259ZM21 63V62H20ZM78 63V62H77ZM65 64V63H64ZM70 64H72V63H70ZM73 64H74V62H73ZM76 64V63H75ZM79 64V63H78ZM82 64H84L85 65V62H83ZM168 64H170V63H168ZM207 64V63H206ZM19 65V64H18ZM30 65V64H29ZM65 65H68V64H65ZM86 65H87V63H86ZM153 65V64H152ZM171 65H173V64H171ZM37 66V65H36ZM64 66V65H63ZM150 66V65H149ZM187 66V65H186ZM58 67H59V65H58ZM65 67V66H64ZM67 67V66H66ZM82 67V66H81ZM118 67V66H117ZM170 67V66H169ZM197 67V66H196ZM45 68V67H44ZM43 68V69H44ZM121 68V67H120ZM207 68V67H206ZM53 69V68H52ZM122 69V68H121ZM185 70V69H184ZM187 70V69H186ZM118 71V70H117ZM153 71V70H152ZM181 71H183V70H181ZM126 72V71H125ZM163 72V71H162ZM184 72V71H183ZM191 72V71H190ZM115 73H117V72H115ZM21 74V73H20ZM39 74V73H38ZM111 74V73H110ZM25 75V74H24ZM36 75V74H35ZM150 75V74H149ZM256 75V74H255ZM127 76V75H126ZM183 76V75H182ZM16 77V76H15ZM18 77H21V75L19 76L18 75ZM23 77V76H22ZM21 77V78H22ZM260 77H262V76H260ZM14 78V77H13ZM12 78V79H13ZM30 78V77H29ZM61 78V77H60ZM104 78V77H103ZM263 78V77H262ZM9 79V78H8ZM16 79V78H15ZM41 79V78H40ZM46 79V78H45ZM44 80V79H43ZM77 80V79H76ZM242 80H243V78H242ZM257 80H259V79H257ZM264 80V79H263ZM21 81V80H20ZM25 81V80H24ZM28 81V80H27ZM33 81V80H32ZM124 81V80H123ZM164 81H166V80H164ZM194 81V80H193ZM21 82H23V80L21 81ZM38 82V81H37ZM40 82H41V80H40ZM125 82V81H124ZM186 82V81H185ZM5 82H3V84H4ZM27 83V82H26ZM60 83V82H59ZM157 83V82H156ZM190 83H192V82H190ZM215 83V82H214ZM2 84V83H1ZM1 84H0V86H1ZM6 84V83H5ZM32 84V83H31ZM36 84V83H35ZM128 84V83H127ZM153 84H155V82L153 83ZM153 84H152V86H153ZM160 84V83H159ZM184 84V83H183ZM189 84V83H188ZM207 84V83H206ZM253 84V83H252ZM10 85V84H9ZM17 85H19V83L17 84L16 83V86ZM20 85H21V83H20ZM22 85H23V83H22ZM90 85V84H89ZM124 85V84H123ZM129 85V84H128ZM131 85V84H130ZM165 85H166V83H165ZM167 85H169V84H167ZM179 85V84H178ZM217 85V84H216ZM244 85V84H243ZM242 85V86H243ZM32 86H34V85H32ZM37 86V85H36ZM97 86V85H96ZM116 86H118V85H116ZM163 86V85H162ZM171 86V85H170ZM188 86V85H187ZM192 86V85H191ZM221 85H219V87H220ZM238 86V85H237ZM255 86V85H254ZM253 86V87H254ZM260 86V85H259ZM263 86V85H262ZM11 87H12V85H11ZM94 87V86H93ZM126 87H127V85H126ZM130 87V86H129ZM157 87V86H156ZM179 87V86H178ZM204 87V86H203ZM238 87H240V86H238ZM5 88V87H4ZM19 88V87H18ZM21 88H22V86H21ZM28 88V87H27ZM34 88V87H33ZM120 88V87H119ZM132 88V87H131ZM163 88V87H162ZM180 88H182L181 86H180ZM185 88V87H184ZM183 88V89H184ZM214 88V87H213ZM248 88V87H247ZM250 88V87H249ZM15 89V88H14ZM14 89H12L13 91H14ZM93 89V88H92ZM101 89V88H100ZM130 89V88H129ZM182 89V90H183ZM200 89V88H199ZM215 89V88H214ZM220 89H221V87H220ZM255 89V88H254ZM253 89V90H254ZM10 90V89H9ZM8 90V91H9ZM23 90V89H22ZM21 90V91H22ZM57 90H59V89H57ZM68 90V89H67ZM70 90V89H69ZM77 90V89H76ZM96 91H97V89H95ZM99 90V89H98ZM105 90H107V89H105ZM105 90H104V92H105ZM140 90V89H139ZM170 90V89H169ZM204 90V89H203ZM232 90V89H231ZM234 90V89H233ZM240 90V89H239ZM257 90V89H256ZM255 90V91H256ZM2 91H5V90H1V92ZM7 91V90H6ZM12 91V92H13ZM18 91H20V88H19V90ZM35 91V90H34ZM37 91H39V90H37ZM60 91V90H59ZM63 91V90H62ZM177 91V90H176ZM207 91V90H206ZM210 91V90H209ZM217 91V90H216ZM235 91V90H234ZM252 91V90H251ZM0 92V93H1ZM41 92V91H40ZM65 92V91H64ZM84 92V91H83ZM89 92H91V91H89ZM103 92V91H102ZM140 92V91H139ZM150 92V91H149ZM166 92V91H165ZM180 92V91H179ZM178 92V93H179ZM236 92V91H235ZM239 92V91H238ZM3 94H5V92H2ZM7 93V92H6ZM29 93V92H28ZM33 93V92H32ZM44 93V92H43ZM46 93V92H45ZM50 93V92H49ZM53 93V92H52ZM51 93V94H52ZM57 93H59V92H57ZM56 93V94H57ZM66 93V92H65ZM73 93V92H72ZM80 93V92H79ZM78 93V94H79ZM94 93V92H93ZM99 93V92H98ZM101 93V92H100ZM106 93H108V92H105L104 93V95L106 94ZM114 93V92H113ZM117 93H119V92H117ZM116 93V94H117ZM152 93V92H151ZM168 93V92H167ZM242 93H243V91H242ZM251 93H253V92H251ZM259 93V92H258ZM14 94H15V92H14ZM20 94V93H19ZM30 94V93H29ZM71 94V93H70ZM81 94V93H80ZM91 94V93H90ZM89 94V95H90ZM96 94H97V92H96ZM95 94V95H96ZM121 94V93H120ZM155 94V93H154ZM161 94H163V93H161ZM199 94V93H198ZM197 94V95H198ZM223 94V93H222ZM21 95V94H20ZM48 95V94H47ZM53 95V94H52ZM66 95V94H65ZM68 95V94H67ZM73 96H70V97H72V99L71 98H65L64 97V101L62 100V101H60V103L61 104H63V105H61L60 103V106L62 107H65V108H63V110L64 109H67L68 111H66V115L64 116V117H66V116H68L69 115V119L67 118V120H66V118H64L63 117V115L65 114V112L64 111H62V109H60V108H57L58 106H55V107H53V106H49V107H47V108H41V107H38V108H34V110H35V112L33 113V111H32V114H31V112H28V113H30L31 114V117H34L35 119H33V118H29L30 120H31V124H32V126H30L31 124L30 123H27V122H29L28 120H27V122H25L24 121V119H22V121H24L25 122V125H24V122H17V128H18V124H21L23 127H25L27 124H29V126L30 127H27V128H24V129H26V131L25 130H23V128H19V132H21L20 133V139H21V141L22 142H30V143H33L34 145H35V148H36V152H37V155L38 154H40L39 155V157H41V159L42 160H39V158L38 159H36L37 157L35 156V155H33V156H35L34 158H35V160H36V164H37V162L38 161H41V163L38 165V166H40V168H41V170H28V168H27V172H26V170H25V176L23 175V173H21L20 174V171H23V170H21V169H18V168H20V167H18L17 165H22L23 164V162H22V164L21 163H19L20 162V160H19V162L18 163H16L17 165V169L18 170H20V171H18V173L19 174H14L15 176H16V180L15 179H10V178H12V177H10L9 179H10V181L9 182H11L12 180H14V186L12 185V186H10V184H12V183H10V184H5V185H2L3 184V181H1V183H0V189H2L1 187H5V188H8L9 189V193H8V198H11V197H13L14 196V192L15 191H19V190H23V189H27V190H25V191H27V192H25V194L26 193H28V194H30V190H31V188L34 186L35 187V185H39V183L38 184H36L38 181L40 182V180H39V178L40 177H38L39 175H46V176H42V177H44L43 178V182H44V179H45V177H47V180H45V183H43V182H41V183H43L44 185H47V181H48V187L46 188V186H45V190H44V192H43V194L42 195H44V196H48V195H52V194H57V193H59V192H61L64 188H60L59 187V185H58V183H59V178H61V177H59V174L60 173H62V175H63V171H67V172H65V173H67V174H65V175H67V178H66V176L65 175H63L66 179H68L67 181H69L70 180V178H72L71 177V175H73V179H71L72 181V183H71V185L69 186V187H74V189H75V186L77 187L76 189H75V191L77 190V192H79L80 190H86L87 189V187H88V189L90 188V190H93V188L95 189V187L96 188H100L98 191H92L90 194H88V195H92L93 196V194L94 193H96L97 194V196H95V197H97L95 200L93 199V201L91 202V204H88V206L86 205V206H84L82 209L81 208H77L76 207V205H75V210H74V208L73 207H71L73 210V213H74V211H76L75 212V214H73V213H71L72 211L70 210V209H67V207H65V209H67V210H64V211H66V213L62 210V209H64V208H61V210L63 211V213H58V212H60V210L57 212H55V211H53L52 210V212H54V213H52L51 212V214L50 215H48L47 217H49V219L48 220H50L49 221V223L47 224V222H46V225H47V228L48 229H50V228H55V227H57V228H55V229H57L58 230V226L60 225V224H62V223H64V222H62L61 223V221H65V220H69V219H71L73 216L76 218V219H78V217H79V219H82V218H84V217H86V218H84L85 219V221H86V219L87 220H90V221H95V219H97V217L98 216H100V215H103V214H110V216H109V218H107V219H105V221L103 222V223H100V224H96V231L97 230H99L100 228H103L104 226H106L107 224H110V223H113L111 220H113L114 218L116 219L117 217H116V209L115 208H113L114 207V205H122V207H118L117 208V210H118V212L119 213H122V215L125 213L126 214V212H128V211H130L131 210V208L129 209V206L130 205H136V210L138 209V208H140V209H142V211L141 212H143V214L145 213V209H148V210H152V208H156V207H158V206H160V208L161 209H159L160 210V215L159 216H168V215H170L171 217H172V220L170 221L171 223V227L169 228L170 230H168V228H167V230L169 231V232H176L177 233V229H180V226H181V224L183 223L182 221V223L179 221V220H185V221H189V219L191 220V222H192V219H196V220H199V219H201V217H206V218H209V219H213V218H216V217H218L217 216V213L216 212H213V215L211 216L210 214H209V212H210V210L213 208V206H215V205H217L218 203H219V205L220 204H222V203H225V204H230L229 202H231V201H229L228 202V200L231 198V199H233L236 203H237V201H238V206H239V203L241 204V203H243L244 201H245V199H248L249 197H247V198H245L244 200H243V202L241 201V197L239 198L240 199V201H239V199L238 198H236V195L235 194H241V192H238L237 190L238 189H240V188H243V189H247L250 193H252V194H254V195H258V196H263L262 195V189L264 188V174H258V173H254L252 170H249V173H246L247 172V170H243L244 171V173H246L244 176L243 175H241V174H239V173H235V172H233L232 170H230V168H224L223 170H217L216 168H215V166L213 165L212 166V160H214L215 158H213V156L211 157L210 155L208 156V152H206V154H205V157L204 158H202L201 160L199 159V161H197V160H195V162L197 161V163H196V165H197V167H195V168H198V167H200L201 169H204L205 167H211L212 169H216V170H214V172H208V173H205V170H201L200 169V171H201V173H198V175L199 176H197V177H194L193 178V180H191L190 182H187V183H185V184H182V183H184V182H182L181 181V179L182 180H184L183 178H184V176L185 175H188V174H186V173H190L189 172V170L190 169H188V172H184V170H186L188 167L190 168V166H189V164L188 163H186L187 161L186 160H189L190 158H191V156H189V153L190 152H195V153H198L199 152V150H203V149H207L208 148V145L206 144V143H203L205 140L204 139H202L203 140V142H198L197 140H194V141H197V142H194V141H190V139L193 137H191L190 139H189V141H183V139L185 140V138H187V136L185 137V135H183L184 137H181V139H177V138H174L175 139V141H172L173 142V144L172 145H174V147H173V149H171V151L172 150H174V149H176V151L174 150V152H176L175 154H177L178 156L180 155V156H183L182 158L183 159H181V161H182V163H179L180 164V167H182V168H180L179 167V169L181 170V169H184V170H182V171H178V170H153V172H151V174L152 175H150V176H147L149 173L147 172V174H145L144 172L145 171H147V170H138V169H141V168H139L138 167V161H140V162H142L141 160H138V161H129L127 158V161L128 162H131V164H129L128 166H124V168L122 167V169L120 170H117L118 169V167H116L117 169H114L113 168V165H112V159H113V155L111 156L110 154V151L112 152V146H111V148H107L106 149V145L108 144H104L105 142H107V140L108 139H110L111 137H112V139L114 138L113 136V134L115 133L116 134V130L118 129V127L119 126H122V125H124L123 124V122L125 121V122H127L126 120H127V118H126V116L127 115H122V113H120V114H116L114 111H112L114 114H109V112H107L108 110H110L109 109V106H105L102 102V104L101 103H99V102H97V101H93L92 103L93 104H88L89 106H90V108L88 107V105H87V103L86 102H89L88 100H87V98H86V96L84 97V98H86L85 100H86V102L84 101V100H80V99H82L81 97H83L82 95H81V97L79 98L78 97V95L77 94H72ZM86 95V94H85ZM88 95V96H89ZM97 95H99V94H97ZM96 95V96H97ZM103 95V94H102ZM102 95H99V96H102ZM108 96L110 95V94H107ZM115 95V94H114ZM113 95V96H114ZM178 95V94H177ZM191 95V94H190ZM194 95V94H193ZM204 95V94H203ZM217 95V94H216ZM219 95V94H218ZM233 95H234V92H233ZM236 95V94H235ZM249 95V94H248ZM252 95V94H251ZM255 95V94H254ZM6 96V95H5ZM25 96V95H24ZM27 97H28V94L26 95ZM36 96H38V95H36ZM110 96H112V95H110ZM112 96V97H113ZM189 96V95H188ZM187 96V97H188ZM3 97V96H2ZM12 97V96H11ZM19 97V96H18ZM34 97V96H33ZM48 97H49V95H48ZM50 97H51V95H50ZM49 97V98H50ZM53 98H54V96H52ZM59 97V96H58ZM74 97V98H73ZM90 97V96H89ZM88 97V98H89ZM105 97H106V95H105ZM104 97V98H105ZM123 97V96H122ZM138 97V96H137ZM140 97V96H139ZM175 97V96H174ZM232 97V96H231ZM239 97V96H238ZM15 98V97H14ZM21 98V97H20ZM24 98V97H23ZM22 98V99H23ZM41 98V97H40ZM46 98H47V96H46ZM49 98H47V99H49ZM57 98V97H56ZM61 98V97H60ZM99 98V97H98ZM102 99L103 101L105 100V101H107L108 100V98L106 97V99ZM121 98V97H120ZM119 98V99H120ZM133 98V97H132ZM12 99V98H11ZM19 99V98H18ZM26 99H28V98H26ZM34 99V98H33ZM44 99V98H43ZM42 99V100H43ZM47 99H46V101H47ZM73 99H74V101L76 100V101H80V102H83L84 104L86 103V105H87V107H85V105L84 106H80L81 105V103L79 102V106H75L77 103L76 102H73V103H75V105L73 104L72 105V107L73 108H75L76 107V109H73V110H71L72 109V107H71V105L70 104H72V101H73ZM94 99H97V97H94ZM115 99V98H114ZM123 99V98H122ZM131 99V98H130ZM137 99V98H136ZM198 99V98H197ZM226 99V98H225ZM231 99V98H230ZM10 100V99H9ZM35 100V99H34ZM51 100H53L52 98H51ZM59 100V99H58ZM61 100V99H60ZM101 100V99H100ZM101 100V101H102ZM188 100V99H187ZM260 100V99H259ZM26 101V100H25ZM24 101V102H25ZM31 101V100H30ZM29 101V102H30ZM110 101V100H109ZM122 101V100H121ZM251 101V100H250ZM10 102V101H9ZM14 102V101H13ZM16 102V101H15ZM24 102H21V103H24ZM32 102V101H31ZM49 102V101H48ZM51 102H53V101H51ZM51 102H49V103H51ZM59 102V101H58ZM108 102V101H107ZM107 102H105V103H107ZM112 102V101H111ZM110 102V103H111ZM150 102V101H149ZM152 102V101H151ZM190 102V101H189ZM211 102V101H210ZM224 102V101H223ZM20 103V102H19ZM28 103V102H27ZM56 104H58L57 103V101L55 102ZM110 103H108V104H110ZM116 103V102H115ZM222 103V102H221ZM226 103V102H225ZM233 103V102H232ZM244 103V102H243ZM5 104V103H4ZM58 104V105H59ZM213 104V103H212ZM224 104V103H223ZM228 104V103H227ZM264 104V103H263ZM2 105V104H1ZM7 105V104H6ZM5 105V106H6ZM45 105H48V104H45ZM50 105H52V104H50ZM83 105V104H82ZM92 105H93V107H92ZM111 105V104H110ZM118 105V104H117ZM127 105V104H126ZM163 105V104H162ZM175 105H176V103H175ZM120 106V105H119ZM124 106V105H123ZM129 106V105H128ZM254 106V105H253ZM37 107V106H36ZM43 107V106H42ZM83 107H85V108H83ZM92 107V108H91ZM130 107H132V105L130 106ZM130 107H128V108H130ZM136 107V106H135ZM134 107V108H135ZM157 107V106H156ZM161 107V106H160ZM159 107V108H160ZM201 107V106H200ZM260 107V106H259ZM4 108V107H3ZM30 108V107H29ZM111 108V107H110ZM113 108V107H112ZM133 108V109H134ZM162 108V107H161ZM168 108V107H167ZM176 108V107H175ZM179 108V107H178ZM203 108V107H202ZM224 108V107H223ZM248 108V107H247ZM17 109H20V108H17ZM86 109V110H85ZM87 109H89L90 111L88 112V113H92V120L90 121V122H88L89 121V119H88V117H84L83 115L85 114H83L82 113V111H84L85 110V112H87L88 110ZM132 109V110H133ZM143 109V108H142ZM177 109V108H176ZM185 109V108H184ZM194 109V108H193ZM210 110H211V108H209ZM227 110H228V108H226ZM25 110H27V109H25ZM30 110V109H29ZM113 110H115V109H113ZM126 110H128V109H126ZM138 110V109H137ZM170 110V109H169ZM172 110V109H171ZM175 110V109H174ZM179 110H180V108H179ZM187 110V109H186ZM198 110V109H197ZM203 110V109H202ZM205 110V109H204ZM257 110V109H256ZM9 111V110H8ZM21 111H22V109H21ZM31 111V110H30ZM165 111H166V109H165ZM192 111V110H191ZM207 111V110H206ZM250 111V110H249ZM264 111V110H263ZM23 112V111H22ZM67 112L69 113L68 115H67ZM104 112H106V113H104ZM148 112V111H147ZM171 112V111H170ZM169 112V113H170ZM184 112V111H183ZM188 112V111H187ZM13 113V112H12ZM11 113V114H12ZM21 113V112H20ZM19 113V114H20ZM26 113H27V111H26ZM28 113L26 114L27 116H25V117H29L30 115H28ZM63 113V114H62ZM80 113H82V114H80ZM87 113V114H88ZM144 113V112H143ZM160 113V112H159ZM173 113V112H172ZM175 113V112H174ZM185 113V112H184ZM183 113V114H184ZM215 113V112H214ZM227 113V112H226ZM33 114H34V116H33ZM62 114V115H61ZM146 114V113H145ZM167 114V113H166ZM180 114H182V113H180ZM212 114V113H211ZM24 115H25V113H24ZM24 115H22V114H20V116H22L21 118H23L24 117ZM89 115V114H88ZM88 115H86V116H88ZM89 115V116H90ZM155 115H157V113H155ZM165 115V114H164ZM171 115V114H170ZM213 115V114H212ZM230 115V114H229ZM1 116V115H0ZM11 116V115H10ZM17 116V115H16ZM62 116V117H61ZM83 116V118H85V120L84 121H86L87 120V122H81V120H80V118ZM129 116V115H128ZM150 116V115H149ZM152 116V115H151ZM172 116V115H171ZM227 116V115H226ZM12 117V116H11ZM14 117V116H13ZM18 117V116H17ZM17 117H15V118H17ZM39 118L41 121L39 122V120L37 119V118ZM154 117V116H153ZM162 117V116H161ZM167 117V116H166ZM179 117V116H178ZM191 117V116H190ZM238 117H241V116H239L238 115ZM244 117V116H243ZM243 117H241V118H243ZM247 117H249V116H247ZM246 117V118H247ZM10 118V117H9ZM9 118H7V119H9ZM65 120H64V119ZM82 118V119H83ZM87 118V119H86ZM147 118V117H146ZM213 118V117H212ZM237 118V117H236ZM245 118V117H244ZM256 117H253V120L255 119ZM18 119H20V118H18ZM32 119L33 120H38V122L39 123H37V121H36V123H34L33 124V122L34 121H32ZM152 119V118H151ZM156 120H157V118H155ZM178 119V118H177ZM225 119V118H224ZM249 119V118H248ZM251 119H252V116H251ZM257 119H260V118H257ZM256 119V120H257ZM12 120V119H11ZM167 120H169V119H167ZM194 120V119H193ZM205 120V119H204ZM240 120V119H239ZM247 120V119H246ZM263 120V119H262ZM18 121V120H17ZM134 121V120H133ZM159 121H160V119H159ZM189 121V120H188ZM231 121V120H230ZM243 121H245V119L243 120ZM258 122L260 121L261 122V120H257ZM8 122V121H7ZM164 122V121H163ZM196 122V121H195ZM220 122H222V120L220 121ZM237 122H238V120H237ZM249 122V121H248ZM257 122V123H258ZM264 122V121H263ZM13 123V122H12ZM23 123V124H22ZM27 123V124H26ZM129 123V122H128ZM170 123V122H169ZM10 124V123H9ZM134 124V123H133ZM164 124V123H163ZM185 124V123H184ZM215 124V123H214ZM226 124V126H227V123H225ZM261 124H263L262 122H261ZM8 125V124H7ZM11 125H13V124H11ZM15 125H16V123H15ZM128 125V124H127ZM156 125V124H155ZM189 125H191V124H189ZM203 125V124H202ZM239 125V124H238ZM247 125V124H246ZM248 125H249V123H248ZM264 125V124H263ZM28 126V125H27ZM149 126V125H148ZM183 126V125H182ZM192 126V125H191ZM196 126V125H195ZM214 126H216V125H214ZM220 126V125H219ZM230 126V125H229ZM253 126H255L254 124H253ZM257 126V125H256ZM259 127H260V124L258 125ZM262 126V125H261ZM6 128H7V126H5ZM11 127V126H10ZM16 127L14 128L13 126H12V128L10 129V130H8L9 132H13L15 129H16ZM213 127V126H212ZM221 127V126H220ZM219 127V128H220ZM237 127V126H236ZM250 127H251V125H250ZM258 127V128H259ZM264 127V126H263ZM31 129V130H29V129ZM144 128V127H143ZM219 128H217V129H219ZM240 128V127H239ZM246 128V127H245ZM252 128V127H251ZM257 128V129H258ZM5 129V128H4ZM9 129V128H8ZM121 129V128H120ZM125 129V128H124ZM128 129V128H127ZM149 129V128H148ZM155 129H156V127H155ZM191 129V128H190ZM209 129V128H208ZM211 129V128H210ZM226 129H228V128H226ZM237 129V128H236ZM247 129V128H246ZM254 129V128H253ZM262 128H260L259 130H261ZM22 130V131H21ZM119 130V129H118ZM194 130V129H193ZM192 130V131H193ZM201 130V129H200ZM199 130V131H200ZM223 130V129H222ZM238 130V129H237ZM259 130H258V132H259ZM7 131V130H6ZM17 131V132H18ZM24 131V132H23ZM169 131H170V129H169ZM191 131V132H192ZM195 131H196V129H195ZM208 131H210V130H208ZM224 131V130H223ZM231 131V130H230ZM236 131V130H235ZM245 131V130H244ZM262 131L264 132V128L262 129ZM16 132V131H15ZM23 132V133H22ZM140 132V131H139ZM163 132V131H162ZM183 132H184V129H183ZM182 132V133H183ZM221 132V131H220ZM219 132V133H220ZM240 132V131H239ZM262 132V133H263ZM141 133V132H140ZM144 133V132H143ZM187 134H188V132H186ZM193 133H196V132H193ZM212 133V132H211ZM215 133V132H214ZM219 133H217V131H216V134H217V136H219ZM223 133V132H222ZM221 133V134H222ZM227 133V132H226ZM238 133V132H237ZM243 133H245V132H243ZM249 133V132H248ZM247 133V134H248ZM260 133V132H259ZM258 133V134H259ZM166 134V133H165ZM176 134V133H175ZM177 134H179V133H177ZM213 134V133H212ZM225 133H223L222 135H224ZM241 134V133H240ZM252 134V133H251ZM261 134V133H260ZM259 134V135H260ZM113 135V136H112ZM129 135V137H130V135L131 134H128ZM190 135V134H189ZM192 135V134H191ZM203 135V134H202ZM208 135H209V132H208ZM228 136H229V133L227 134ZM254 135V134H253ZM253 135L251 136V138L253 137ZM262 135H264V134H261L260 136H262ZM17 136H18V134H17ZM99 136H101V137H103V136H105V137H107V139H102V138H100ZM124 136V135H123ZM177 136V135H176ZM179 136H180V134H179ZM199 136V135H198ZM210 136H211V134H210ZM213 137H214V135H212ZM211 136V137H212ZM217 136H216V138H214V139H216V141H218L217 140ZM259 136V139H262L261 137ZM12 137H14L13 135H12ZM116 137V136H115ZM142 137V136H141ZM163 137V136H162ZM190 137V136H189ZM223 137V136H222ZM227 136L225 135V138H226ZM230 137V136H229ZM239 137V136H238ZM241 137V136H240ZM239 137V138H240ZM250 137V136H249ZM255 137V136H254ZM258 137V136H257ZM7 138V137H6ZM11 138V137H10ZM123 138V137H122ZM139 138V137H138ZM143 138V137H142ZM145 138V137H144ZM143 138V139H144ZM201 138V137H200ZM208 138V137H207ZM243 138V139H242ZM245 137H241L239 140H241V141H238L236 138H234V139H236V140H234L233 139V141H231V142H229V143H221V141L219 140V143L216 145V147H212V149L213 150H215V151H223L224 149H227V148H230V149H232L233 151L231 152V155L230 154H225L224 153V155H226V158L230 161V162H232L231 164L233 165H231V167L233 168V167H236V168H233V169H239V168H241L240 166H239V168H237L238 167V157H239V155H238V157H237V155H234V154H236V153H238V152H242V150L245 148V147H247L246 148V150H250L251 148H249L248 149V146L251 144H253V142H252V140L251 139H249V140H245L244 139ZM248 138V137H247ZM168 139V138H167ZM173 139V140H174ZM197 139H199V138H197ZM209 139V138H208ZM231 139H232V137H231ZM259 139L258 138H256V141L258 140V142L260 143L261 141L263 142V140H261V141H259ZM264 139V138H263ZM12 140V139H11ZM114 140V139H113ZM125 141H126V137H125V139H124ZM213 140V139H212ZM210 141V139H209V141L210 142H214V140L213 141ZM251 140V141H250ZM112 141V140H111ZM166 141V140H165ZM200 141V140H199ZM230 141V140H229ZM254 141V140H253ZM102 142H104V143H102ZM115 142V141H114ZM130 142V141H129ZM148 142V141H147ZM147 142H143L144 143V145L146 146H143V147H141L140 149L138 148V150H135V151H137V152H139V151H141V152H151V153H153L152 155H150V158L148 159V165L150 166V167H161V166H163L164 168H162V169H165V162H166V153L167 152H164L165 153V155L164 154H160L162 151H165V149H167V148H157V147H154V145L153 146H148L147 145ZM167 142V141H166ZM168 142H171L170 140L168 141ZM225 142V141H224ZM257 142V143H258ZM102 143V144H101ZM120 143V142H119ZM164 143V142H163ZM216 143V142H215ZM258 143V144H259ZM104 144V145H103ZM129 144H131V143H129ZM128 144V145H129ZM214 144V143H213ZM261 144V143H260ZM27 145V144H26ZM33 145V146H34ZM167 145H169V144H167ZM186 145V146H185ZM188 145H191V147H188ZM211 145V144H210ZM255 145H256V143H255ZM255 145H254V147H255ZM261 145H264V142H263V144H261ZM32 146V145H31ZM177 146V147H176ZM184 146H185V148H184ZM253 146V145H252ZM115 147L116 146H114V149H115ZM119 147V146H118ZM130 147V146H129ZM170 147L172 148V146L170 145ZM250 147V146H249ZM254 147H253V150H254ZM259 147V149H261V151H259V153H258V155H256V156H254L253 157V159H254V161L256 162L257 161V163L259 162V160L261 161V162H264V147H262V148H260V146H258ZM120 148H122L121 147V144H120ZM210 148V147H209ZM208 148V149H209ZM30 149H32V147L30 148ZM30 149H29V151H30ZM113 149V150H114ZM125 149V148H124ZM155 149H157V151L158 150H160L158 153H157V151H154ZM162 149V150H161ZM207 149V150H208ZM258 149V150H259ZM15 150V149H14ZM33 150H34V148H33ZM109 150V152H107ZM117 150V149H116ZM115 150V151H116ZM118 150H119V148H118ZM197 150H198V152H197ZM257 150V149H256ZM10 151H12V150H10ZM15 151H17V152H11V153H19L20 151H22L21 149H20V151L17 149V150H15ZM19 151V152H18ZM26 151H28V150H26ZM120 151V150H119ZM208 151H211L212 152V150H208ZM215 151H213V154L215 153ZM251 151V150H250ZM25 152V151H24ZM224 152V151H223ZM222 152V153H223ZM225 152H227V151H225ZM235 152V153H234ZM252 152H254V151H252ZM21 153H23V152H21ZM34 153V152H33ZM110 153V154H109ZM163 153V152H162ZM208 153V154H207ZM222 153L220 152V154L222 155ZM229 153V152H228ZM246 153V152H245ZM248 153H250V152H248L247 151V154ZM255 153V152H254ZM2 154V153H1ZM5 154H7V153H5ZM4 154V155H5ZM26 154V153H25ZM31 154H32V152H31ZM30 154V155H31ZM114 154V153H113ZM187 154H188V156H187ZM192 154V153H191ZM199 154V153H198ZM204 154V153H203ZM202 153L201 154H199L200 155V157H202V155H203ZM243 154V152L241 153V155ZM253 154V153H252ZM8 155V154H7ZM12 155H15V154H11V156ZM22 155V154H21ZM123 155V154H122ZM149 155V154H148ZM171 155V154H170ZM177 155H175V156H177ZM199 155L197 156L198 158H199ZM207 155V156H206ZM212 155V154H211ZM214 155H216V153L214 154ZM221 155H220V158H221ZM248 155H250V154H248ZM10 156V155H9ZM10 156V157H11ZM18 157L20 156V155H17ZM27 156V155H26ZM117 156V155H116ZM120 155L118 154V156L117 157H119ZM204 156V155H203ZM253 156V155H252ZM14 156H12L11 158H12V160L14 161V158H13ZM28 157H30L29 158V160L31 159V156H28ZM136 157V156H135ZM135 157H133V159L135 158ZM168 157V156H167ZM185 157V158H184ZM217 157V156H216ZM222 157H224L223 155H222ZM243 157H246V156H243ZM251 157V156H250ZM7 158H9V157H7ZM5 159V160H8V159ZM22 158H23V156H22ZM27 158V157H26ZM116 158V157H115ZM114 158V159H115ZM139 159L141 158V157H138ZM137 158V159H138ZM144 158V157H143ZM172 158H173V156H172ZM180 157H177L176 159L178 160ZM194 158V157H193ZM196 158V157H195ZM248 158V157H247ZM20 159V158H19ZM24 159V158H23ZM136 159V160H137ZM174 159H175V157H174ZM176 159H175V161H176ZM186 159V160H185ZM192 159V158H191ZM197 159V158H196ZM241 159V158H240ZM3 160V159H2ZM2 160L0 161V162H2ZM10 160V159H9ZM8 160V163L11 161H9ZM17 160H18V158H17ZM25 160V159H24ZM32 160V159H31ZM30 160V161H31ZM35 160H33V164H34V161ZM131 160V159H130ZM146 160V159H145ZM169 160V159H168ZM184 160H185V162H184ZM234 160L236 161V162H234ZM252 160V159H251ZM13 161H11L13 164H14V162H16V160L13 162ZM174 161V160H173ZM191 162H192V160H190ZM190 161H188V162H190ZM254 161H252V163H254ZM28 161H27V159H26V163H27ZM127 162V163H128ZM194 162V160H193V162L190 164V165H192L193 163H195ZM221 162V161H220ZM4 162H2V163H0L1 164V170H2V172H0V175H3V174H6L5 173V171L3 170V166H4V168L7 166V165H9V164H7L6 166L4 165L5 163H7L6 161H5V163L3 164ZM11 163V164H12ZM29 163V162H28ZM30 163H32V162H30ZM29 163V164H30ZM123 163H125L124 165H126L127 163L126 162H123ZM122 163V164H123ZM146 162L144 161V164H145ZM167 163V162H166ZM185 163V164H184ZM225 163V162H224ZM235 163H236V165H235ZM244 163V162H243ZM24 164H25V162H24ZM23 164V165H24ZM29 164H26V165H29ZM35 164V165H36ZM115 164V163H114ZM117 164V163H116ZM141 164H143V163H141ZM147 164V163H146ZM35 165H33V166H35ZM118 165V164H117ZM119 165H120V163H119ZM177 165L178 164H176V167H177ZM228 165V164H227ZM235 165V166H234ZM240 165V164H239ZM242 165V164H241ZM245 165V164H244ZM255 165H256V163H255ZM258 165V167H260L261 165L260 164H257ZM264 165V164H263ZM13 165H11V167H12ZM16 166L14 165V167L16 168ZM30 166H32V165H30ZM37 166V165H36ZM35 166V167H36ZM37 166V167H38ZM129 166L130 167H138V169H136V167L135 168H133V169H131V170H129L128 168H129ZM140 166V165H139ZM168 166V165H167ZM179 166V165H178ZM14 167H12V169L14 168ZM36 167V168H37ZM144 166H142V168H143ZM174 167V166H173ZM172 166H171V168H173ZM175 167V168H176ZM214 167V168H213ZM255 167V166H254ZM257 167V166H256ZM9 168V167H8ZM31 168V167H30ZM29 168V169H30ZM33 168V167H32ZM119 168H121V167H119ZM218 168V167H217ZM262 169H263V167H261ZM6 169V168H5ZM35 169V168H34ZM136 169V170H135ZM150 169V168H149ZM209 169V168H208ZM207 169V170H208ZM211 169V170H212ZM219 169H222V168H219ZM261 169V170H262ZM11 170V169H10ZM152 170V169H151ZM195 170V169H194ZM199 170V169H198ZM195 171V172H199V171ZM187 171V170H186ZM209 171V170H208ZM213 171V170H212ZM262 171H264V169L262 170ZM7 172V171H6ZM192 172H194L193 171V168H192ZM233 172V173H232ZM3 173V174H2ZM12 173V172H11ZM27 173V174H26ZM184 173V174H183ZM264 173V172H263ZM143 174V175H142ZM194 174V173H193ZM250 174H252V175H255V178H253V179H250V177L248 176V175H250ZM10 175V174H9ZM12 175V174H11ZM70 176V178H68L69 176ZM182 175H184V176H182ZM189 175H192V174H189ZM185 176L186 177V180H187V178L188 177H190V176ZM7 176V175H6ZM61 176V175H60ZM110 176H112L111 178H110ZM113 176H116L115 178H113ZM183 177V178H182ZM64 178V179H65ZM112 178L114 179L113 181H115V179L117 178V180L119 179V180H121V183H122V185L120 184H115L116 182H113L112 181V187H113V183H114V187L113 188H115V190L114 189H110V186H111V184H108V182L110 181V179L112 180ZM65 179V180H66ZM189 179V178H188ZM232 179H234V180H232ZM5 180V179H4ZM42 180V179H41ZM62 180H63V178H62ZM119 180L117 181V182H119ZM182 183H181V182ZM188 181V180H187ZM7 183H9L8 182V180L6 181ZM5 182V183H6ZM62 181L60 180V183H61ZM65 183H66V181H64ZM63 182V183H64ZM70 182V181H69ZM69 182H67L66 184L67 185H69ZM62 183V184H63ZM65 183H64V185H65ZM110 183H111V181H110ZM148 183H151V187L149 188V186L147 185ZM253 183H255V184H257L258 185V187L257 188H250V187H247L248 186V184H253ZM41 185V184H40ZM39 185V186H40ZM108 185H109V188H108ZM117 185V186H116ZM146 185L148 186V190H147V192L149 191V190H154L153 192H152V194H150V193H145V194H143V191H144V189L146 188ZM8 186V187H7ZM18 186H20V187H18ZM36 187H38V186H36ZM41 187V186H40ZM43 187V186H42ZM41 187V188H42ZM118 187V188H117ZM5 188H4V190H5ZM39 188V187H38ZM37 188V189H38ZM40 188V189H41ZM68 188V187H67ZM33 189V188H32ZM37 189H33V190H37ZM110 189V190H109ZM219 189H221V191L219 190ZM3 190V191H4ZM39 190V189H38ZM113 190V191H112ZM2 191V190H1ZM103 191V194H101L100 192H102ZM105 191V192H104ZM111 191V193H107V192H110ZM33 192V191H32ZM37 192V191H36ZM36 192H33L34 194L36 193ZM65 192V191H64ZM76 192V193H77ZM2 193H5V191L4 192H2ZM19 193H21V192H19ZM24 193V192H23ZM22 193V194H23ZM39 193V192H38ZM74 194L75 196L74 197H77L78 199L81 197L80 195H78V194ZM3 195V194H2ZM4 195H6V194H4ZM3 195V196H4ZM24 195V194H23ZM23 195H21V196H23ZM30 195H33V194H30ZM35 195H37V193L35 194ZM26 196V195H25ZM85 196V195H84ZM92 196H88V197H92ZM16 197H18V196H16ZM33 197V196H32ZM210 197H212L210 200H207L208 198H210ZM0 198H4V197H0ZM7 198V197H6ZM26 198H30L29 197V195L26 197ZM36 198V197H35ZM60 198V197H59ZM58 198V199H59ZM83 198V197H82ZM85 198H87V196L85 197ZM25 199V198H24ZM61 199H62V197H61ZM73 200H74V198H72ZM88 199V198H87ZM204 199V200H203ZM238 199V200H237ZM243 199V198H242ZM251 199H252V197H251ZM6 200V199H5ZM4 199H3V201H5ZM28 200V199H27ZM30 200V199H29ZM67 200H69V199H67ZM199 200H203V201H205V200H207V201H205V202H203L202 204H197L196 202H198ZM232 200V201H233ZM3 201H2V203H3ZM31 201V200H30ZM55 201V200H54ZM76 201H78V200H76ZM248 201H249V199H248ZM7 202V201H6ZM24 202V201H23ZM52 202H53V200H52ZM51 201H50V204L52 203ZM60 202V201H59ZM78 202H80V199H79V201ZM77 202V203H78ZM84 202V201H83ZM200 202V201H199ZM202 202V201H201ZM228 202V203H227ZM249 202H251V201H249ZM249 202L247 203L248 205H249ZM0 203H1V200H0ZM56 203V202H55ZM67 203V202H66ZM76 203V202H75ZM76 203V204H77ZM90 203V202H89ZM232 203H234V202H232ZM231 203V204H232ZM7 204V203H6ZM3 205V206H8V205ZM8 204H9V202H8ZM48 204V206H49V203H47ZM63 204V203H62ZM110 204V206H108ZM244 204V206H245V202L243 203ZM242 204V205H243ZM250 204H253L252 202L250 203ZM256 204V203H255ZM255 204H253V206L255 205ZM260 204V203H259ZM258 204V205H259ZM262 204V203H261ZM1 205V206H2ZM20 205V204H19ZM31 205V202L30 203H27L23 208H19L20 209V211H19V214H21L23 211V214H25V212L27 213V211H29V209H31L30 206ZM35 205L37 206L38 205V203L36 204L35 203ZM64 205H65V203H64ZM69 205V204H68ZM73 204H71V206H72ZM83 205V204H82ZM218 205V206H219ZM233 205L234 204H232V207H233ZM235 205H237V204H235ZM257 204L255 205V206H258ZM2 206V208L4 209V207ZM10 206V205H9ZM8 206V207H9ZM15 206V205H14ZM21 206H22V204H21ZM29 206V207H28ZM78 206V205H77ZM227 206V205H226ZM243 206V208H244V210H245V207H246V209L249 207L250 208V206L252 207V205H250V206H245L244 207ZM8 207H7V209H8ZM28 207V208H27ZM47 206L45 205V208H46ZM59 207V206H58ZM58 207H55L54 209H56V208H58ZM235 207H237V206H235ZM234 207V208H235ZM1 208V209H2ZM13 208V207H12ZM69 208V207H68ZM228 208V207H227ZM239 207H237L236 209H238ZM240 208H242V207H240ZM239 208V209H240ZM243 208L241 209V210H243ZM3 209H2V211H3ZM6 209V210H7ZM59 209V208H58ZM57 209V210H58ZM76 209H78V210H76ZM80 209V210H79ZM238 209V210H239ZM5 210V209H4ZM10 210V209H9ZM14 210V209H13ZM16 210V209H15ZM26 210V211H25ZM43 210V209H42ZM46 210V209H45ZM69 210H70V213H68L69 212ZM135 210V211H136ZM213 210V209H212ZM229 210H230V208H229ZM233 210V209H232ZM240 210V211H241ZM22 211V212H21ZM31 211V210H30ZM41 211V210H40ZM39 211V213H41ZM51 211V210H50ZM61 211V212H62ZM68 211V212H67ZM78 211V212H77ZM101 211L103 212L102 214H100L99 215V213H101ZM227 211H228V209H227ZM1 212V211H0ZM137 212H139L138 210H137ZM148 212H150V211H148ZM10 213V212H9ZM30 213V212H29ZM58 213V214H57ZM150 213H152V212H150ZM154 213H155V211H154ZM153 213V214H154ZM12 214V213H11ZM37 214H38V212H37ZM47 214V213H46ZM91 214V215H90ZM124 214V219H126L127 217H128V214L127 215H125ZM132 214V213H131ZM133 214H135V213H133ZM260 214V213H259ZM25 215H27V214H25ZM24 215V216H25ZM36 215V214H35ZM38 215H40V214H38ZM88 215H90L89 217H87ZM136 215V214H135ZM210 215V216H209ZM261 215V216H260ZM260 215H256L257 216V218L259 217V219H258V221L260 220V218L262 217L263 218V216L264 215H262V214H260ZM9 216V215H8ZM11 216V215H10ZM12 216L13 217H11L12 218V220H10V221H13L14 219H15V217L17 216V215H14V212H13V214H12ZM34 215L32 214V217H33ZM104 216H106V215H103V217ZM120 216H121V214H120ZM127 216V217H126ZM134 216V215H133ZM133 216H131L132 218H133ZM137 216V215H136ZM255 216V215H254ZM256 216L254 217L255 219H256ZM18 217V216H17ZM17 217H16V219H17ZM32 217H31V220H32ZM36 217V216H35ZM44 217V216H43ZM126 217V218H125ZM131 217H130V215H129V219H131ZM135 217V216H134ZM138 217H140L139 215H138ZM14 218V219H13ZM25 218V217H24ZM127 218V219H128ZM140 218H146V216L144 215V217H140ZM235 218V217H234ZM237 218V217H236ZM261 218V219H262ZM41 219H43V218H41ZM40 219V220H41ZM63 219H65V220H63ZM117 219H119V216H118V218ZM121 219H123V218H121ZM135 219V218H134ZM137 219V218H136ZM157 218H154V221L156 220ZM171 219V218H170ZM264 219V218H263ZM8 220V219H7ZM6 220V221H7ZM30 219H29V221H31ZM37 218L35 219V221L37 222ZM73 220V219H72ZM243 220V219H242ZM10 221L8 220V222H9V224H11L10 223ZM20 221V220H19ZM29 221H27V222H29ZM43 223H45L43 220H41ZM77 221H79V220H76V223L75 224H77L78 222ZM153 221V220H152ZM165 221V220H164ZM256 221V220H255ZM17 222V221H16ZM15 222V223H16ZM32 222H34V217H33V220H32ZM31 222V223H32ZM72 222V221H71ZM99 222V221H98ZM147 222V221H146ZM149 222V221H148ZM147 222V223H148ZM151 222V221H150ZM163 222V221H162ZM161 222V223H162ZM226 222V221H225ZM262 222V221H261ZM2 223V222H1ZM5 223V222H4ZM14 223V224H15ZM67 223V222H66ZM86 223V222H85ZM85 223H84V225H85ZM160 223V222H159ZM161 223H160V225H161ZM263 223V222H262ZM27 224V223H26ZM34 224V223H33ZM32 224V225H33ZM65 224V223H64ZM68 224H69V222H68ZM67 224V225H68ZM86 224H88V222L86 223ZM115 224H117V223H115ZM114 224V225H115ZM131 224V223H130ZM133 224V223H132ZM135 224V223H134ZM141 224V223H140ZM165 224V223H164ZM247 224V223H246ZM5 225V224H4ZM13 225V224H12ZM29 225V224H28ZM27 225V226H28ZM43 225H45V224H42V227H43V229H42V227L40 226V230H43L45 233L44 234H46L47 232L45 231V229H44V227L46 228V226H43ZM63 225V224H62ZM114 225L112 226V227H114ZM120 225V224H119ZM126 225V224H125ZM128 225V224H127ZM127 225L125 226V227H127ZM143 225V224H142ZM191 225H192V223H191ZM191 225H188L187 224V227H185V228H189L188 226H191ZM193 225H195V224H193ZM196 225H198L199 226V224H197L196 223ZM251 225V224H250ZM3 226V225H2ZM14 226V225H13ZM31 226V225H30ZM64 226V225H63ZM69 226V225H68ZM68 226H66V227H68ZM71 226H72V224H71ZM78 226H80L79 224H78ZM81 226H83V225H81ZM80 226V227H81ZM90 226V225H89ZM131 226V225H130ZM16 227V226H15ZM15 227H14V230H15ZM19 227H20V225H19ZM66 227H64L63 229H64V231H65V228ZM74 227V226H73ZM92 227V226H91ZM108 227H110V226H108ZM107 227V228H108ZM112 227H110L111 229H110V232L113 230L112 229ZM116 228H117V230H121L120 232H122L123 233V231L122 230H124V233H125V231L127 230V229H129L130 227H128L126 230L125 229H121L122 227H121V225H120V229L118 228L119 226L117 225V226H115ZM138 227V226H137ZM165 227V226H164ZM167 227H168V225H167ZM192 227V226H191ZM196 227V226H195ZM37 228V227H36ZM59 228H60V226H59ZM89 228V227H88ZM106 228V229H107ZM124 228V227H123ZM146 228H148V227H146ZM154 228V227H153ZM199 228V229H198ZM201 228V229H200ZM211 230H210V229ZM213 228V229H212ZM217 228V227H216ZM220 228V227H219ZM223 228V227H222ZM221 228V229H222ZM21 229V228H20ZM61 229V228H60ZM69 229L71 230L72 228H70V226H69ZM68 229V230H69ZM132 228H130V231H132L131 230ZM134 229V228H133ZM138 229V228H137ZM141 229V228H140ZM184 229V228H183ZM237 229V228H236ZM261 229H262V227H261ZM26 230H28L27 228H26ZM36 230V229H35ZM39 230V231H40ZM47 230V229H46ZM57 230H54V231H56L57 232ZM93 230V229H92ZM139 230V229H138ZM144 230H146V229H144ZM155 230V229H154ZM160 230V229H159ZM185 231H186V229H184ZM209 230V231H208ZM217 230H218V228H217ZM216 229H215V227H210V226H208V227H206L205 225L202 227V226H200V227H197V232H196V234L197 235H199V233L201 232L202 233V231H204V232H206V231H208V232H212V231H215L214 233H215V235H216V233L218 232V236H216V237H221V238H224V237H227V236H225V235H222L221 234V236H219V232H220V230H218L217 231ZM237 230H239V229H237ZM247 230V229H246ZM13 232V227L12 228H4V226L0 229V232ZM31 231L32 230H30L29 232V234H31ZM33 231H34V229H33ZM38 231V230H37ZM36 231V232H37ZM47 231H50V230H47ZM52 231V230H51ZM64 231H63V234H64ZM78 231H81V230H78ZM108 231H109V229H108ZM114 231V230H113ZM118 231V234H121L120 232ZM127 231H129V230H127ZM126 231V232H127ZM129 231V232H130ZM135 231H137V230H135ZM141 231V230H140ZM143 231V230H142ZM155 231H158L157 229L155 230ZM183 231V230H182ZM217 231V232H216ZM41 233H42V231H40ZM40 232H39V235H40ZM55 232V233H56ZM89 232H91V231H89ZM93 232V231H92ZM94 232H95V230H94ZM93 232V233H94ZM115 232H117V231H115ZM139 232V231H138ZM160 233V235H161V233H163V230L162 231H159ZM166 232V231H165ZM179 232H181V231H179ZM193 232H195V231H193ZM192 232V233H193ZM223 231H221L220 233H222ZM230 232V231H229ZM264 232V231H263ZM17 233V232H16ZM23 233V232H22ZM54 233V234H55ZM68 232H66L65 234H67ZM82 233V232H81ZM105 233H107V232H105ZM109 233V232H108ZM107 233V234H108ZM153 233H155L154 231H153ZM191 233V232H190ZM207 233V232H206ZM213 233V232H212ZM213 233V234H214ZM223 233H225V232H223ZM245 233H246V231H245ZM251 233V232H250ZM259 233V232H258ZM2 234V233H1ZM5 234V233H4ZM7 234V233H6ZM18 234V233H17ZM26 234V233H25ZM38 234V233H37ZM43 234V233H42ZM49 234V233H48ZM51 234H53V233H51ZM51 234H49L50 236H51ZM57 234H59V233H57ZM76 234H77V232H76ZM75 234V235H76ZM80 234V233H79ZM102 234H104V233H102ZM109 234H111V233H109ZM117 234V233H116ZM158 233H156L154 236H156ZM169 234V233H168ZM168 234H166V236L168 237ZM184 234V233H183ZM188 234V233H187ZM32 235V234H31ZM34 235V234H33ZM112 235H113V233H112ZM122 235V234H121ZM135 235V234H134ZM138 235H142V236H144L145 235V233L143 234V233H141V234H137V236ZM153 235V234H152ZM159 235V240H157L155 243H156V245H159L160 244V242H161V240L163 239V238H165V236L164 235H162V236H160ZM206 235V234H205ZM214 235V236H215ZM246 235V234H245ZM244 235V236H245ZM12 236H14V235H12ZM23 236V235H22ZM41 236V235H40ZM53 236V235H52ZM60 236V235H59ZM65 236V235H64ZM74 236V235H73ZM88 236H90V234L88 235ZM132 236V235H131ZM130 236V237H131ZM142 236H138V237H140L139 238V240H142L143 238H142ZM147 236V235H146ZM194 236H196L195 234H194ZM202 236V235H201ZM201 236H197V237H195V238H201L202 239V237ZM207 237L206 238H209L211 235L209 234H207L206 235ZM209 236V237H208ZM243 236V237H244ZM249 236V235H248ZM250 236H252L251 234H250ZM28 237V236H27ZM31 237V236H30ZM35 237V236H34ZM34 237H32V239L34 238ZM44 237V236H43ZM49 237V236H48ZM47 236L45 237L46 239H48L49 240V238H48ZM79 237V236H78ZM117 237V236H116ZM138 237H137V241H139L138 240ZM149 237L150 236H147V238L149 239ZM170 237V236H169ZM181 237V236H180ZM179 237V238H180ZM183 237V236H182ZM216 237H214V239L216 240ZM231 237V236H230ZM229 237V238H230ZM253 237V236H252ZM3 238H5V237H3ZM2 238V239H3ZM41 238V237H40ZM54 238V237H53ZM59 238V237H58ZM62 238V237H61ZM61 238H59V239H55L54 241H53V246H51V247H46L42 252H36V253H34V254H29L28 255V261H27V264H65V263H67V262H71V263H75V262H77V259L75 258V256H74V254L76 253V252H78L79 251V249L77 248V247H75L74 246V242H72L71 240H66V239H61ZM71 238V237H70ZM121 238V237H120ZM120 238H118V243L120 242H123V240H125L126 239V237H125V239H124V237H123V239H122V241H120L119 239ZM133 238V237H132ZM131 238V239H132ZM146 238V239H147ZM150 238H152V237H150ZM175 238V237H174ZM210 238H212L213 239V237H210ZM209 238V240H211L212 241V243L213 242H215V240L213 241L212 239H210ZM220 238V239H221ZM20 239V238H19ZM38 238H37V236H36V240H37ZM45 239V240H46ZM77 239H79V238H77ZM85 239H87V238H85ZM106 239V238H105ZM116 239V238H115ZM130 239V238H129ZM129 239H127L128 241H129ZM133 239H136V236L133 238ZM177 239V238H176ZM197 240V241H200V240ZM218 239V238H217ZM226 239H228V238H226ZM230 239H232V238H230ZM230 239H229V241H230ZM253 239V241H254V237L252 238ZM31 240V239H30ZM34 240H35V238H34ZM39 240V239H38ZM48 240H46L45 242H47ZM90 240V239H89ZM104 240V239H103ZM110 240V239H109ZM108 240V242H106V243H108V245L107 246H109L110 247V244H109V242L110 241H112V240H110L109 241ZM126 240V241H127ZM145 240V239H144ZM183 240V239H182ZM185 240V239H184ZM182 241V242H184L185 243V241H187V240H185V241ZM203 240V239H202ZM209 240H208V243L209 244H212L211 242H209ZM219 240V239H218ZM222 240H225V238L224 239H222ZM221 240V241H222ZM233 240H235V238H233ZM238 240V239H237ZM1 241V240H0ZM29 241V240H28ZM39 241H41V240H39ZM50 241V240H49ZM76 241V240H75ZM81 241H83V240H81ZM107 241V240H106ZM113 241H115V240H113ZM113 241H112V244H114L113 243ZM123 242L122 244H125L126 243V245L128 244V243H130L131 244V242ZM181 241V240H180ZM189 241V240H188ZM196 241V240H195ZM194 241V242H195ZM207 241V240H206ZM217 241V240H216ZM221 241L219 240L218 242H220L221 243ZM228 241V240H227ZM226 241V242H227ZM228 241V242H229ZM236 241V240H235ZM235 241H234V244L236 245V243H235ZM13 242V241H12ZM11 242V243H12ZM27 242V241H26ZM31 242V241H30ZM38 242V241H37ZM44 242V241H43ZM78 243H80L79 242V240L77 241ZM104 241H102V243H103ZM116 242V243H117ZM134 240H133V244H134ZM163 242V241H162ZM202 242H204V240L202 241ZM201 242V243H202ZM226 242H225V244H226ZM227 242V243H228ZM237 242V241H236ZM238 242H240V243H243L242 244V248H246V246H245V244H244V242H242V240H238ZM251 242H252V240H251ZM264 242V241H263ZM261 243V245L263 244L264 245V243ZM18 243V242H17ZM74 243V244H73ZM111 243V242H110ZM137 243H139V242H137ZM178 243V242H177ZM183 243V246L185 245ZM189 242H187V244H188ZM216 244H217V242H215ZM215 243H213L214 245H215ZM220 243H218L219 245H222V244H220ZM239 243V244H240ZM253 243V242H252ZM9 244V243H8ZM15 244V240H14V243H13V245ZM28 244V243H27ZM80 244H82V243H80ZM80 244H78V245H80ZM98 244V243H97ZM100 244H101V242H100ZM176 244V243H175ZM189 244H191V243H189ZM195 244H200V242L199 243H194V246L193 247H195ZM203 244H205V243H203ZM213 244L212 245H210L211 247L213 246ZM231 244V242L229 243V245ZM249 244V243H248ZM255 243H253V245H254ZM20 245H21V243H20ZM24 245H26V244H24ZM23 245V246H24ZM76 245V244H75ZM106 245V244H105ZM116 246H117V244H115ZM201 245V244H200ZM208 245V244H207ZM223 245H224V242H223ZM223 245H222V247H223ZM228 245V244H227ZM227 245H226V247H227ZM235 245H233V246H235ZM250 245V244H249ZM253 245H251V247L253 246ZM9 246V245H8ZM8 246H7V248H8ZM77 246V245H76ZM106 246V247H107ZM113 246V245H112ZM111 246V247H112ZM124 246V245H123ZM129 246V245H128ZM127 246V247H128ZM182 246V247H183ZM186 246V245H185ZM197 246H199V245H197ZM196 246V247H197ZM206 246V245H205ZM209 245H208V247H210ZM217 246V245H216ZM231 246V245H230ZM238 247H239V245H237ZM255 246V245H254ZM260 246V245H259ZM11 248H12V245L10 246ZM10 247H9V249H10ZM18 247V246H17ZM105 247V248H106ZM113 247H115V246H113ZM126 246H125V248H127ZM191 247H192V245H191ZM210 247V248H211ZM221 247V246H220ZM224 247H225V245H224ZM257 247H258V244H257ZM256 247V248H257ZM2 248V247H1ZM4 248H6V247H4L3 246V249ZM153 247L152 246H150V243H142L141 245H139V247L137 248V253H139V254H142V255H144L145 253H147L148 251H150L151 249H152ZM171 248V247H170ZM213 248V247H212ZM231 248H233V247H231ZM235 248H237L236 246H235ZM256 248H254V249H256ZM258 248H260V247H258ZM258 248L256 249V250H258ZM90 249H92V248H90ZM124 249V248H123ZM172 249H174V248H172ZM179 249V248H178ZM178 249H176V250H178ZM189 249V248H188ZM187 249V250H188ZM193 249V248H192ZM198 249V248H197ZM205 249H206V247H205ZM204 249V247H202V250H205ZM217 249H219V248H217ZM230 249V248H229ZM234 249V248H233ZM239 249H241V248H238V250ZM246 249H248V247L246 248ZM23 250V249H22ZM21 250V251H22ZM95 250V249H94ZM94 250H92L93 252H94ZM104 250V249H103ZM110 250V249H109ZM165 250V249H164ZM176 250H175V253H177L176 252ZM180 250H182V249H180ZM179 250V251H180ZM184 250H186V249H184L183 248V250L182 251H184ZM189 250H191V249H189ZM201 250V251H202ZM206 250H208V249H206ZM213 250V249H212ZM236 250V249H235ZM237 250V251H238ZM251 250V249H250ZM165 251H167V248H166V250ZM169 251V250H168ZM181 251V253H182V255H183V253L185 252H182ZM194 251V250H193ZM198 251V250H197ZM197 251H194V252H196L197 253ZM245 251V250H244ZM259 251H260V249H259ZM259 251H257L258 253H259ZM23 252V251H22ZM28 252V251H27ZM26 252V253H27ZM98 252V251H97ZM119 252V251H118ZM189 252V251H188ZM190 252H192V251H190ZM194 252L193 253H191V255L192 254H194ZM202 252H204V251H202ZM202 252H198L197 253V255L199 254L200 256H201V254H202ZM215 252V251H214ZM241 252V251H240ZM256 252V251H255ZM256 252V253H257ZM261 252H263V251H261ZM100 253V252H99ZM163 253V252H162ZM179 253V252H178ZM180 253V254H181ZM186 253V252H185ZM196 253L194 254V256L196 255ZM201 253V254H200ZM13 254V253H12ZM17 254V252L15 253V255ZM24 254V253H23ZM119 254V253H118ZM170 254V253H169ZM174 254V253H173ZM204 254V253H203ZM260 254V253H259ZM5 255V254H4ZM4 255H3V257H4ZM17 255H19V253L17 254ZM16 255V257H18ZM21 255L22 254H20V257H21ZM168 255V254H167ZM179 255V254H178ZM182 255H180V256H182ZM187 255H188V253H187ZM207 255V254H206ZM217 255V254H216ZM245 255H246V252H245ZM249 255H250V253H249ZM248 255V256H249ZM262 255H264V252H263V254ZM0 256H2V255H0ZM6 256V255H5ZM25 256H26V254H25ZM177 255L175 254V257H174V259L176 258L177 259V257H176ZM205 256V255H204ZM212 256H215L214 254L212 255ZM156 257V256H155ZM173 257V256H172ZM188 257H189V255H188ZM198 257V256H197ZM217 257H219V256H217ZM264 257V256H263ZM6 258V257H5ZM170 258V257H169ZM190 258V257H189ZM193 258V257H192ZM200 258V257H199ZM205 257H203V259H204ZM207 258V257H206ZM212 258V257H211ZM210 258V256H209V259H211ZM214 258V257H213ZM220 259H221V257H219ZM250 258V257H249ZM136 256L134 255V254H128L127 255V257H126V259L123 261V263L122 264H136ZM150 259V258H149ZM152 259V258H151ZM179 259H180V257L178 258V261H179ZM191 259V258H190ZM201 259H202V256H201ZM202 259V260H203ZM223 259V258H222ZM19 260V259H18ZM155 260V259H154ZM198 260V259H197ZM212 260V259H211ZM214 260H215V258H214ZM158 261V260H157ZM192 261H194V259L192 260ZM196 261V260H195ZM199 261V260H198ZM207 261H208V258H207ZM207 261H206V263H207ZM226 261V260H225ZM107 262V261H106ZM165 262H168V261H165ZM197 262V261H196ZM199 262H201V261H199ZM255 262V261H254ZM3 263V262H2ZM152 263H155L154 261H152ZM161 263H162V261H161ZM171 263V262H170ZM177 263V262H176ZM206 263H203V264H206ZM209 263V262H208ZM226 263V262H225ZM81 264H85V263H83V262H81ZM151 264V263H150ZM156 264V263H155ZM163 264V263H162ZM166 264V263H165ZM173 264V263H172ZM182 264V263H181ZM193 264V263H192ZM194 264H195V262H194ZM198 264V263H197ZM201 264V263H200ZM210 264V263H209ZM212 264V263H211Z\"/></svg>",
  "mask_w": 264,
  "mask_h": 264
}]
</instances>
